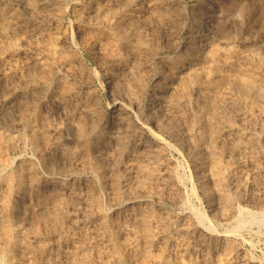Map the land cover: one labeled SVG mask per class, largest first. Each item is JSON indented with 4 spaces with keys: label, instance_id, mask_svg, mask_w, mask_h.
<instances>
[{
    "label": "rangeland",
    "instance_id": "1",
    "mask_svg": "<svg viewBox=\"0 0 264 264\" xmlns=\"http://www.w3.org/2000/svg\"><path fill=\"white\" fill-rule=\"evenodd\" d=\"M73 1V2H70ZM205 3V8L203 11V17L204 20V28L206 31L210 33H214V37L217 39H221L220 35L224 32V30H227L231 33H235V39L231 43L235 48L237 47L240 52L243 53H253L254 56H257V61L259 62L258 64L261 65V71L264 76V25H255L252 27L248 26H237L236 24H233L227 21L225 24L222 23H216L213 21V13L218 14L219 16L222 15V10L221 5L228 3L231 0H203ZM211 1V2H210ZM216 1V2H215ZM237 1V0H234ZM240 1V0H238ZM79 2V3H78ZM81 3H87L88 0H64L60 6L57 7H43L40 8L36 7L35 9L38 11L39 15H33L29 12L28 7L31 5L29 0H0V117L3 118L0 119V132L2 133L0 135L1 141L5 143H1V154H0V195L3 194H9L11 199V203L14 206L15 205V211L13 210H7L4 211L3 206L0 204V213L7 212V219L9 220L10 223L16 221L18 224H22V230L23 233L26 236V248H24L22 251L18 250L16 254V264H67L66 261L64 260V254L67 253L65 250H70L71 248H67L64 243V239L67 237H70L73 233L72 236L78 235L79 231L81 228H85L88 230V235L89 238L92 242L96 243H86L85 244V249L86 251L92 256L89 255L87 260L85 261V264L92 263V264H99L98 262V254L104 255L105 251L108 250V247L113 246V242H109L107 240V237L110 236L112 233L113 229H115L116 222L112 221L113 216L116 215L118 212L123 211L132 201V203L137 204V212L142 213L143 212V205L145 203H151V208H152V213L154 214L156 218L155 220H149V216H144L141 219H139L138 224L136 226L137 229V238L141 239L142 238V232L146 224L150 226V229H156L158 226H160L164 222V218L161 216L160 212L163 210H166L167 212L171 214H176L178 215V218L183 217V215H193V209H200L205 212L210 207H214L215 210L213 214H209V221H212L214 226L220 230V231H228L229 232V239L232 242V247L230 249V255L232 256L233 260L231 264H264V201H260L264 199V139L259 141L254 147H248L246 148V151H248V154L254 153L258 157V166L257 165H252L251 163H248L247 161L245 162L244 159H246V155L243 151L245 150H240L232 146L230 142L224 143V146L222 147H217L215 150V154L218 157V160L222 166L223 169V177L221 179V190L228 195V207L229 208V213L227 214V217H223L221 214V209L219 208V204L221 201V198L219 196V193L216 190V183H214L216 180L210 176L208 173L209 167L206 162L207 152L206 151H201L199 148H197V145H195V140L191 133L190 125L191 122L189 120L184 119L183 121L181 119L175 120L177 121L176 125V130H165L162 129V131L158 132L164 136L170 144L165 146L163 148V157H165L167 163V167H171V175L165 176H159L157 177V173L160 170V167L158 164L161 162L162 157L157 156V157H147L143 154L137 155L138 152L137 150L133 151L131 145L126 146V151L121 150L119 154L116 153V160H109L107 157H103V155L99 154L98 159L96 161L91 153L89 151H83L84 153H79L83 155V157L80 155H74L72 154L73 150L75 148H84L86 147L87 143L86 141H80L78 139V130L79 128L85 129L84 131L86 133H89L92 129V124L91 119L84 116L80 111L84 108H93L94 110L97 109L99 111L105 112V116H108V112L111 108V88L109 85V82L106 80L108 78V72L110 67L114 66L118 60H110V57L108 55L106 56L105 54H102L99 59L96 58L97 55H95L92 50L90 49V44L91 43V36L90 33L85 32L83 34H80L78 30V20H76V6ZM214 2V3H213ZM213 3V4H212ZM12 4V6H11ZM16 4V6H15ZM66 4V5H65ZM218 5V6H216ZM15 6V7H14ZM27 6V7H26ZM65 6V7H64ZM68 8H67V7ZM215 6V7H214ZM9 7V8H8ZM22 7V8H21ZM209 7V8H208ZM26 8V9H25ZM58 8V9H56ZM254 8V7H253ZM252 8V9H253ZM14 9V10H12ZM44 9V10H43ZM62 9V11H61ZM48 10V11H47ZM53 10V12H52ZM56 10H58V14H56ZM60 10V12H59ZM209 10V11H208ZM217 10V11H216ZM28 11V12H27ZM36 11V12H37ZM43 11V12H42ZM45 11V13H44ZM64 11V12H63ZM66 11V12H65ZM216 11V12H215ZM253 12H257L258 9H253ZM55 12V13H54ZM221 12V13H220ZM2 13V14H1ZM30 13V14H29ZM221 15H220V14ZM23 14V15H22ZM45 14V15H43ZM54 14V15H53ZM56 14V15H55ZM257 14H262V12L259 10ZM6 15V16H4ZM21 15V16H20ZM47 15V16H46ZM50 15V16H49ZM54 17H52V16ZM210 15V16H209ZM20 16V17H19ZM24 16V17H23ZM59 16V17H58ZM69 16V17H68ZM208 16V17H207ZM31 17V20H30ZM38 17V18H37ZM49 17V19H48ZM179 19L180 20V14L178 13ZM206 17V18H205ZM12 18V19H10ZM33 18V19H32ZM41 18V19H40ZM51 18V19H50ZM210 18V19H209ZM26 19V21H25ZM46 19V20H44ZM54 19V20H53ZM70 19V20H69ZM182 19V17H181ZM184 19V18H183ZM207 19V20H206ZM19 20V21H18ZM53 20V21H52ZM211 20V21H210ZM8 23H7V22ZM21 21V22H20ZM73 21V22H71ZM16 22V23H15ZM26 22V23H25ZM207 22V23H206ZM33 23V24H32ZM44 23V25L42 24ZM17 26H16V25ZM36 24V25H35ZM61 24V25H58ZM187 27H190L193 22L188 21L185 23ZM8 25V26H7ZM14 25V26H13ZM40 25V27H38ZM74 25V26H73ZM209 25V26H208ZM32 26V27H31ZM42 26V27H41ZM48 26V27H47ZM50 26V27H49ZM76 26V27H75ZM257 26V27H256ZM10 27V28H9ZM25 27V28H24ZM64 27V28H63ZM209 27V28H208ZM256 27V28H255ZM28 28V29H27ZM33 29L36 30L37 35L34 36V34H30V31ZM211 28V29H210ZM39 29V30H38ZM210 29V30H209ZM5 30V31H4ZM24 30V31H23ZM26 30V31H25ZM28 30V31H27ZM58 30V31H57ZM65 30V31H64ZM212 30V31H211ZM248 30V31H247ZM252 30V31H251ZM55 31V32H54ZM15 32V33H14ZM24 32V33H23ZM40 32V34H39ZM58 35H57V33ZM94 32V31H93ZM25 33L27 35H25ZM44 33V34H43ZM60 33V34H59ZM62 33V35H61ZM67 33V34H65ZM180 33V32H178ZM19 34V35H18ZM20 34H22L20 36ZM24 34V35H23ZM8 35V36H7ZM16 36L13 38V36ZM47 35V36H46ZM50 35V36H49ZM52 35V36H51ZM88 35V36H87ZM75 36V37H74ZM90 36V37H89ZM41 37V38H40ZM46 37V38H45ZM48 37V39H47ZM83 37V38H82ZM87 37V38H84ZM3 38V39H2ZM15 41H11V39ZM26 38V40H25ZM29 38V39H27ZM6 39V40H5ZM10 39V40H9ZM47 39V40H46ZM55 39V40H51ZM74 39V40H73ZM81 39V40H80ZM238 39V40H237ZM5 40V41H4ZM17 40V41H16ZM50 40V41H49ZM79 40V41H78ZM84 40V41H83ZM160 40V39H159ZM23 41V43H22ZM55 43H54V42ZM83 41V42H82ZM246 41V42H245ZM259 41V42H258ZM7 42V43H6ZM49 42V43H48ZM62 44H65L63 55L67 57H70V71H75V72H69L67 71V68L59 62V46ZM81 42V43H80ZM53 43V45H51ZM236 43V44H235ZM246 43V44H245ZM6 44V45H5ZM21 44V45H20ZM25 46H24V45ZM44 44V45H43ZM78 44V45H76ZM88 44V45H87ZM168 46H166V45ZM222 43L221 45H223ZM238 44V45H237ZM255 44V45H254ZM13 45V46H12ZM16 45V46H15ZM34 45V48H33ZM49 45V46H48ZM58 45V46H57ZM240 45V46H239ZM242 45V46H241ZM244 45V46H243ZM254 45V46H253ZM8 46V47H7ZM12 46V47H11ZM23 46V47H22ZM28 46V47H27ZM49 49H48V47ZM53 46V47H52ZM160 48H159V47ZM165 46V47H164ZM251 48H249V47ZM19 47V48H18ZM22 47V48H21ZM38 47V48H35ZM43 47V48H42ZM88 47V48H87ZM149 53L147 55L150 57V63L143 66V73L145 72H156L158 69L160 72H162L164 69H166L170 64L172 63H177L183 58H185L187 55L183 51H179L174 49V47L170 46V43L168 44L166 41L163 42H156V44L153 46ZM260 47V48H259ZM6 48V49H5ZM68 48V49H67ZM80 48V49H79ZM158 48V50H156ZM165 50H163V49ZM170 48V49H169ZM5 49V50H4ZM22 50L21 52L18 50ZM26 49V50H25ZM30 49V50H29ZM46 49V50H45ZM51 49V50H50ZM71 49V50H70ZM160 49V50H159ZM246 49L248 51H246ZM45 50V51H44ZM55 50V52H54ZM58 50V51H57ZM73 50V51H72ZM30 51V52H29ZM68 51V52H67ZM81 51V52H80ZM23 52V53H22ZM35 52V53H34ZM74 54H72V53ZM78 52V54H77ZM155 52V53H154ZM259 52V53H258ZM3 53V56H2ZM12 53V54H11ZM34 53V54H33ZM81 53V54H80ZM158 53V54H157ZM174 53V54H173ZM249 53V54H250ZM8 54V55H7ZM30 54V55H29ZM41 54V55H40ZM93 56H92V55ZM151 54V56H150ZM155 54V55H153ZM162 54V55H161ZM172 56H171V55ZM177 54V55H176ZM5 55V56H4ZM32 55V56H31ZM37 55V56H36ZM70 55V56H69ZM124 56H126V51L124 50ZM153 55V56H152ZM77 56V57H74ZM83 56V57H82ZM90 56V57H89ZM146 56V55H145ZM170 56V57H169ZM4 57V58H3ZM8 57V58H7ZM25 57V58H24ZM39 57V58H38ZM160 57V58H159ZM6 58V59H5ZM13 58V59H12ZM28 58V59H27ZM35 58L38 59L37 63L32 64L33 60ZM58 58V59H56ZM104 60H102V59ZM154 58V59H153ZM5 59V60H4ZM8 59L10 60L8 63ZM16 59V60H15ZM31 61H30V60ZM50 59V60H49ZM73 59V60H72ZM75 59V60H74ZM79 59V60H78ZM84 59V61L82 60ZM160 59V60H159ZM3 60V62H2ZM15 60V61H14ZM25 60V64H24ZM46 60V61H45ZM109 60V61H108ZM13 63H12V62ZM18 61V62H16ZM20 61L23 63H20ZM42 61V62H41ZM98 61V62H97ZM103 61V62H102ZM108 61V62H107ZM161 61V62H160ZM75 62V63H74ZM77 62H82V63H77ZM155 64L153 66V64ZM12 63V64H11ZM47 63V64H46ZM94 63V64H93ZM97 63V64H96ZM114 63V64H113ZM157 63V65H156ZM162 63V65H161ZM8 64V65H7ZM28 64V66L25 67V65ZM44 66H43V65ZM49 64V65H48ZM58 64V65H57ZM100 64V65H99ZM105 64V65H104ZM111 64V65H110ZM168 64V65H167ZM14 65V66H13ZM22 65V66H21ZM78 65V68H77ZM83 65V67H82ZM109 65V67H106ZM12 66V67H11ZM30 66V67H29ZM89 66V67H88ZM102 66V67H101ZM163 66V67H162ZM5 67L6 70L4 69ZM28 67V68H27ZM48 67V68H47ZM88 67V68H87ZM161 69H160V68ZM3 68V70H2ZM37 68H39L37 70ZM51 68V69H50ZM60 71H59V69ZM87 68V69H85ZM147 68V69H146ZM149 68V69H148ZM155 68V69H154ZM21 69V70H20ZM62 69V70H61ZM64 69V70H63ZM84 69V70H83ZM105 69V70H104ZM151 69V70H150ZM11 70V71H10ZM21 72H20V71ZM37 70V71H36ZM49 70V71H47ZM89 70V72H88ZM91 70V71H90ZM102 70V71H101ZM2 71V72H1ZM6 71V72H5ZM18 71V72H17ZM26 71V72H25ZM53 74H52V72ZM56 71V72H55ZM67 71V72H66ZM87 71V72H86ZM94 71V72H93ZM25 72V73H24ZM30 72V73H29ZM33 72V73H32ZM47 72V73H46ZM50 74H49V73ZM66 72V73H64ZM92 72V73H91ZM100 72V74H99ZM12 73V74H11ZM19 75H17V74ZM22 73V74H21ZM41 73H43L41 75ZM56 73V74H54ZM61 75H60V74ZM87 73V74H86ZM91 73V76L88 75ZM5 74V75H4ZM30 76H28V75ZM64 76H63V75ZM66 74V75H65ZM2 75V77H1ZM19 77H16V76ZM38 75V76H37ZM45 75V76H44ZM51 75V77H50ZM86 75V76H85ZM96 75V76H95ZM106 75V76H105ZM4 76V77H3ZM63 76V78H62ZM69 76V77H68ZM80 78H79V77ZM82 76V78H81ZM98 76V77H97ZM39 77V78H38ZM45 77V78H44ZM48 77V78H47ZM65 77V79H64ZM73 77V78H72ZM85 77V79H83ZM89 80H87L86 79ZM92 77V79H90ZM100 77V78H99ZM147 77V76H145ZM6 78V79H5ZM8 78V79H7ZM18 78V79H16ZM32 78V80H31ZM43 78V79H42ZM40 79V80H39ZM47 79V80H46ZM53 79V80H51ZM71 79V83L70 80ZM77 79V80H76ZM25 82H23V81ZM31 80V81H30ZM62 80V81H60ZM65 80V81H64ZM69 80V81H68ZM83 80V81H82ZM86 80V81H84ZM92 80V81H91ZM45 81V82H44ZM46 81H48L46 83ZM147 79H145V82ZM2 82V83H1ZM4 82V83H3ZM6 82V83H5ZM23 82V83H22ZM27 82H30L29 84ZM42 82V83H40ZM80 82V83H78ZM84 82V83H83ZM263 83L255 85L254 88L249 87V85H244L245 87L247 86V90L243 91L241 90L239 86H234L233 87V92L235 93L236 96V101L234 97V102L232 103L229 111L228 112L226 109H222L223 114L227 115L225 117L230 118H237V111H239L240 107L243 108L242 102L240 100V96L246 95L248 99V103H246V106L249 108H263V114L261 116V120H258L259 123H257V131L259 133H264V80L262 81ZM38 83V84H36ZM45 83V85H43ZM63 83V84H62ZM91 83V84H90ZM8 84V85H7ZM12 84V85H11ZM22 84V86L20 85ZM24 84V85H23ZM28 84V85H27ZM33 84V85H32ZM42 84V85H41ZM47 84V85H46ZM51 84V85H50ZM59 84V88L57 87ZM61 84V85H60ZM71 84V85H70ZM80 84V85H79ZM102 84V85H101ZM27 85V86H26ZM34 86L33 89H31ZM82 85L84 86L82 88ZM88 85V86H87ZM94 85V86H93ZM12 86V87H11ZM15 86V87H14ZM44 86V87H43ZM54 86V88H52ZM66 86V87H65ZM73 86H75L73 88ZM86 86V87H85ZM147 86V87H146ZM146 91L150 90L152 86L148 85V82H146ZM38 87V88H37ZM42 87V88H41ZM47 87V88H46ZM100 87V88H99ZM150 87V88H149ZM249 87V88H248ZM17 88V89H16ZM58 88V89H57ZM80 88V91H79ZM95 88V89H94ZM99 88V89H98ZM107 88V89H106ZM9 89V90H8ZM11 94L9 93L12 91ZM28 89V90H26ZM47 89V90H46ZM49 89V90H48ZM52 89V90H51ZM110 89V90H109ZM148 89V90H147ZM262 89V90H261ZM34 90V92H32ZM68 90V92H67ZM71 90H73L71 92ZM76 90V91H75ZM237 90V91H236ZM252 90V91H251ZM8 91V93H7ZM22 91V92H21ZM46 91V92H45ZM51 91V92H50ZM55 91V92H54ZM61 91V93L59 92ZM100 91V92H99ZM24 92V94H23ZM28 92V93H27ZM30 92V93H29ZM57 92V93H56ZM84 92V93H83ZM89 94H86V93ZM7 93V94H6ZM50 93V94H49ZM68 93V94H67ZM81 93V94H79ZM95 93V94H94ZM239 93V94H238ZM16 94V95H15ZM23 94V95H21ZM30 94V95H29ZM36 94V95H35ZM39 94V95H38ZM42 94V95H41ZM47 96H46V95ZM62 94V96H61ZM67 94V95H66ZM70 94V95H69ZM256 94H261L260 97L255 99H251L250 97L252 95ZM263 94V95H262ZM10 95V96H9ZM19 95V96H18ZM21 95V96H20ZM38 95V96H37ZM46 97H45V96ZM90 95V96H89ZM97 97H95V96ZM98 95V96H97ZM240 95V96H238ZM7 96V97H6ZM13 96V97H12ZM30 96V97H29ZM34 98H33V97ZM57 96V97H54ZM92 96V97H91ZM147 96V95H146ZM37 97V98H36ZM76 97V98H75ZM78 97V98H77ZM85 97V98H84ZM88 97V98H87ZM53 98V101H50V99ZM59 98V99H58ZM85 100H84V99ZM95 98V99H94ZM101 98V99H100ZM18 99V100H17ZM22 99V100H21ZM45 99V100H44ZM57 99V100H56ZM61 99V100H60ZM71 99V100H70ZM73 99V100H72ZM80 99V100H79ZM263 101H261V100ZM20 100V101H19ZM28 100V101H27ZM31 100V101H30ZM35 100V101H34ZM38 100V101H37ZM44 100V101H43ZM75 100V101H74ZM77 100V101H76ZM94 100V101H93ZM240 102H239V101ZM18 101V103L16 102ZM46 101V102H45ZM61 101V102H60ZM70 101V102H69ZM75 102L73 104V102ZM84 101V102H83ZM91 103H90V102ZM2 102V103H1ZM12 102V103H11ZM20 102V103H19ZM34 102V103H32ZM58 102V103H57ZM89 102V103H88ZM102 102V103H100ZM236 102V103H235ZM240 106H239V104ZM12 105H10V104ZM84 103V104H83ZM88 103V104H87ZM97 103V104H96ZM36 104V105H35ZM61 104V105H60ZM67 106H66V105ZM90 104H93L90 106ZM255 104V107H254ZM8 105V106H7ZM35 105V106H34ZM47 105V106H46ZM63 105V106H62ZM79 105V106H78ZM86 105V106H85ZM89 105V106H87ZM258 105V106H256ZM16 106V107H15ZM46 106V107H45ZM71 106V107H70ZM79 108H78V107ZM106 106V107H105ZM5 107V108H4ZM10 107V108H8ZM50 107V108H49ZM52 107V108H51ZM77 107V108H76ZM81 107V109H80ZM98 107V108H97ZM103 107V108H102ZM189 107V108H188ZM185 108V112L188 115V118H190L192 115L191 110L192 106H188ZM8 108V109H7ZM17 108V109H16ZM91 108V109H92ZM102 108V109H101ZM233 110H232V109ZM245 108V107H244ZM3 109V110H2ZM6 109V110H4ZM23 109V110H22ZM44 109V111H43ZM51 109V110H50ZM62 109V110H61ZM68 109V111L66 110ZM17 110V111H16ZM40 110V111H39ZM64 110V111H63ZM71 110V111H70ZM226 110V111H225ZM257 110V109H256ZM21 111V112H19ZM31 111V115L30 112ZM58 111V112H57ZM66 111V112H65ZM190 111V112H189ZM7 112V113H6ZM11 115H10V113ZM16 114H15V113ZM55 112V113H53ZM60 112H62L60 114ZM77 112V113H75ZM23 113V114H21ZM29 113V114H28ZM236 113V114H235ZM256 113V112H255ZM8 114V116H7ZM67 114L69 116H67ZM77 114H79L77 116ZM81 114V115H80ZM129 118L130 119H142L141 121L145 124V128L142 129L143 131H139V134L142 135V139L144 144L147 147H154L155 144V137L153 133L151 132V127L155 126V120L152 118H149L148 114L143 111L141 114H137L135 110H130L129 112ZM230 114V115H229ZM19 115V116H18ZM28 115V116H27ZM30 115V116H29ZM43 115L45 117H43ZM55 115V116H53ZM229 115V116H228ZM27 116V117H26ZM58 116V117H57ZM61 116H64L62 118ZM171 116H173L171 114ZM9 117V118H8ZM20 117V119H18ZM42 117V118H41ZM49 117V118H48ZM55 117V118H54ZM70 117V118H69ZM73 117V118H72ZM76 117V118H75ZM86 117V118H84ZM133 117V118H132ZM170 117V116H169ZM7 118V119H6ZM18 120H16V119ZM30 118V119H29ZM53 118V119H52ZM58 118L61 120H58ZM86 120L84 121L83 120ZM27 119V120H26ZM42 119V120H41ZM63 119H65L63 121ZM70 119V120H69ZM2 120V121H1ZM8 120V121H7ZM14 120V121H13ZM68 120V121H67ZM82 120V121H80ZM263 120V122H261ZM10 121V122H9ZM23 121V122H22ZM28 121V122H26ZM34 121V122H32ZM39 123H38V122ZM42 121V122H41ZM45 121V122H44ZM54 121V122H53ZM58 121V122H56ZM75 123H73V122ZM148 121V122H147ZM3 122V123H2ZM4 122L6 124H4ZM20 122V123H19ZM48 122V124H47ZM91 122V123H89ZM261 122V123H260ZM2 123V124H1ZM9 123V124H8ZM14 123V124H13ZM26 123H28L26 125ZM44 123H46L44 125ZM54 123V124H53ZM73 123V125L71 124ZM181 123V124H180ZM189 123V124H187ZM33 124V125H32ZM60 124V125H59ZM62 124V125H61ZM179 124V125H178ZM5 125V126H4ZM22 125V127L20 126ZM37 125V126H36ZM40 125V126H38ZM50 125V126H49ZM57 125V126H56ZM90 128H88V126ZM20 126V127H19ZM35 126V127H34ZM43 126V127H42ZM54 126V127H53ZM87 126V127H86ZM260 126V128H259ZM16 127V128H15ZM28 127V128H27ZM40 127V128H39ZM49 127V128H48ZM65 127V128H64ZM85 127V128H84ZM179 127V128H178ZM187 127V128H186ZM189 127V128H188ZM19 128V129H17ZM33 130H32V129ZM147 128V129H146ZM155 128V127H154ZM186 128V129H185ZM260 130H259V129ZM15 129V130H14ZM30 129L31 131H29ZM59 129V130H58ZM180 129V131H179ZM188 129V130H187ZM9 130V131H7ZM13 130V131H12ZM17 130V131H16ZM38 130V131H37ZM53 130V132H52ZM58 130V131H57ZM255 130V128H253ZM5 131V132H4ZM19 131V132H18ZM23 134H21V132ZM29 131V132H27ZM47 131V132H46ZM71 131V132H70ZM167 131V132H165ZM15 132V133H14ZM41 132V134H40ZM63 132V133H62ZM180 132V133H178ZM190 132V133H189ZM14 135H13V134ZM25 133V135H24ZM28 133V134H27ZM54 133V134H53ZM58 135H57V134ZM70 133V134H69ZM75 133V134H74ZM133 133V131L131 132ZM187 133V134H186ZM20 134V135H18ZM32 134V135H31ZM50 134V135H48ZM53 134V135H52ZM62 134V135H59ZM68 134V136H67ZM150 134V135H149ZM179 135V137L176 136ZM75 135V136H74ZM77 135V136H76ZM145 135V136H144ZM169 135V136H168ZM13 136V137H12ZM17 136V138L15 137ZM24 136V137H23ZM43 136V137H42ZM57 136V137H56ZM63 138H62V137ZM148 136V138L146 137ZM189 136L188 138H185ZM7 137V138H6ZM145 137V138H144ZM13 138V139H12ZM23 140H22V139ZM43 138H45L43 140ZM65 138V139H64ZM74 138V139H73ZM96 136H94L93 139H95ZM154 140H153V139ZM184 138V139H183ZM194 138V140H192ZM52 139V140H51ZM64 139V140H63ZM179 139V140H178ZM186 139V140H185ZM151 140V141H150ZM176 140V141H175ZM188 140V141H187ZM12 141V142H11ZM20 141V142H18ZM23 141V142H21ZM67 141V142H66ZM70 141V142H69ZM92 141V139L90 140ZM153 141V142H152ZM185 141V142H184ZM187 141V142H186ZM193 141V143H192ZM9 142V143H8ZM48 144H47V143ZM60 142V144L58 143ZM182 142V143H181ZM191 142V144H190ZM13 143V144H10ZM20 143V145H19ZM23 143V144H22ZM173 143V145L171 144ZM189 143V144H188ZM230 143V144H229ZM15 144V145H14ZM17 144V145H16ZM22 144V145H21ZM54 144V145H53ZM57 144L59 145L57 146ZM69 144V145H68ZM229 144V146H228ZM16 146V147H13ZM40 145V146H39ZM45 145V147L43 146ZM56 145V146H55ZM150 145V146H149ZM172 145V146H171ZM187 145V147H186ZM5 150H4V147ZM28 146V147H27ZM32 146V147H31ZM36 146V147H35ZM68 148H67V147ZM75 146V147H74ZM77 146V147H76ZM130 146V147H129ZM11 147V148H10ZM23 147V148H21ZM35 147V148H34ZM63 147V148H62ZM114 147H118L120 149V144L114 145ZM181 147V148H180ZM230 147V148H229ZM256 147H259V149ZM263 149H262V148ZM10 148V149H9ZM31 148V149H30ZM38 148V149H37ZM59 148V149H58ZM178 148V149H177ZM184 148V149H183ZM222 148V149H221ZM228 148V149H226ZM233 148V149H232ZM15 149V151H14ZM25 149V150H24ZM47 149V150H46ZM49 149V150H48ZM57 149V150H56ZM181 149V150H180ZM188 149V150H187ZM226 149V150H225ZM251 149V150H250ZM13 150V151H12ZM53 152H52V151ZM55 150V151H54ZM64 153L62 154V152ZM184 150V151H183ZM225 150V151H224ZM230 150V151H229ZM250 150V152H249ZM259 150V151H258ZM18 151V152H17ZM48 151V153H46ZM50 151V152H49ZM194 151V152H193ZM228 151V152H227ZM239 151V152H238ZM242 151V152H241ZM257 151V153H256ZM9 152V153H8ZM22 154H19L21 153ZM32 152V153H31ZM180 152V153H179ZM218 155H217V153ZM227 152V153H226ZM31 153V156H30ZM39 153V154H38ZM67 153L70 155L67 156ZM88 153V154H87ZM134 153V154H133ZM205 153V154H204ZM241 153V154H240ZM244 153V154H243ZM263 153V154H262ZM3 154V155H2ZM5 154V155H4ZM37 154V155H36ZM41 154V155H40ZM48 154V155H47ZM51 154V155H50ZM58 154V155H57ZM84 154H86L84 156ZM127 154V155H126ZM189 154V155H188ZM196 154V155H194ZM230 154V155H229ZM234 154V155H233ZM18 155V156H17ZM40 155V156H39ZM121 155V156H120ZM133 155V156H131ZM172 155V156H171ZM199 155V157H197ZM227 155V156H226ZM237 155V156H236ZM244 155V156H243ZM259 155V156H258ZM17 156V157H15ZM25 156V157H24ZM59 156V157H58ZM139 156V157H137ZM141 156H143L141 158ZM193 156V157H192ZM203 158H202V157ZM225 156V157H224ZM239 156V157H238ZM5 157V159H4ZM90 157V158H88ZM136 159H135V158ZM176 157V159H175ZM183 157V158H182ZM197 157V160H195ZM205 157V158H204ZM238 159H236V158ZM3 158V159H2ZM14 158V159H13ZM28 158V159H27ZM60 160H59V159ZM68 160H67V159ZM80 158V159H79ZM120 158V159H119ZM147 159V160H143ZM160 160H158V159ZM224 158V159H223ZM260 158V159H259ZM45 161H42V160ZM90 159V160H87ZM104 159V160H103ZM125 159V160H124ZM170 159V160H169ZM173 159V160H172ZM184 159V160H183ZM201 159V160H200ZM204 159V160H203ZM48 160V161H46ZM53 160V161H52ZM59 160V161H58ZM75 160V161H74ZM102 160V161H101ZM120 160V161H118ZM134 160V161H132ZM142 160V161H141ZM158 160V162H157ZM169 160V161H168ZM238 160V161H237ZM12 161V162H11ZM62 161V162H60ZM69 161V162H68ZM93 161V163H92ZM114 161V162H113ZM141 161V162H140ZM197 161V162H196ZM201 161V162H200ZM241 161V162H240ZM7 162V163H6ZM25 162V163H24ZM54 162V164H53ZM84 162V163H83ZM86 162V163H85ZM101 162V163H100ZM102 162H104L102 164ZM107 162V163H106ZM116 162V163H115ZM132 162V163H131ZM134 162V163H133ZM151 164H150V163ZM156 162V163H155ZM190 162V163H189ZM200 164H199V163ZM10 163V164H9ZM27 163V164H26ZM32 163V165H30ZM50 163V165H48ZM60 163V164H59ZM65 163V164H64ZM70 163V164H69ZM92 163V164H91ZM98 163V164H97ZM100 163V164H99ZM137 163V165L135 164ZM145 163V164H144ZM172 163V164H171ZM174 163V164H173ZM180 163V165H179ZM182 163V164H181ZM46 164V165H45ZM64 166H62V165ZM73 164V166L71 165ZM83 164V165H81ZM90 164V165H87ZM108 166H104L107 165ZM112 164V166H111ZM135 164V165H134ZM142 164L144 166H142ZM199 164V165H197ZM203 164L202 166H200ZM223 164V165H222ZM251 166H250V165ZM60 165V166H59ZM81 166V170L79 167ZM92 165V166H91ZM122 165V166H121ZM127 165V166H126ZM133 165V166H131ZM146 165V166H145ZM151 165V166H150ZM157 165V166H156ZM205 165V166H204ZM207 165V166H206ZM210 165V164H209ZM226 165V166H225ZM243 165V166H242ZM43 166V167H42ZM55 166V167H54ZM57 166H59L57 168ZM71 166V167H70ZM76 166V167H75ZM88 166V167H86ZM100 168H98V167ZM138 166V168H137ZM174 168H173V167ZM177 166H182L177 167ZM188 166L191 170L188 169ZM198 166V167H197ZM204 166V167H203ZM230 166V168H229ZM46 167L49 169H46ZM63 167V168H61ZM67 167V169H66ZM91 167V170L89 169ZM125 167V168H124ZM130 167V168H129ZM155 167V168H153ZM176 167V168H175ZM202 167V168H201ZM228 167V168H227ZM234 167V168H232ZM242 167V168H241ZM52 168V170H51ZM65 168V169H64ZM75 168V169H74ZM83 168V169H82ZM96 170H95V169ZM141 168L146 169V174L141 172ZM151 168V169H150ZM185 168V169H184ZM247 168V169H246ZM6 171H5V170ZM71 169V170H70ZM115 169V170H113ZM117 169V170H116ZM120 169V171L118 170ZM123 169V170H122ZM158 171L156 172V170ZM200 169V170H199ZM229 169V170H228ZM232 169V170H231ZM238 169V171H237ZM252 169V170H251ZM263 169V170H262ZM63 170V171H62ZM67 170V171H66ZM94 170V171H92ZM101 170V171H100ZM129 170V171H128ZM136 170V172H135ZM175 170V171H174ZM203 170V172H202ZM235 170V171H234ZM248 170V171H247ZM258 173H257V171ZM2 171V172H1ZM17 171V172H16ZM20 173H19V172ZM34 171V173H33ZM71 171V172H70ZM78 171V172H77ZM80 171V172H79ZM96 171V172H95ZM100 171V172H99ZM115 171H118L115 173ZM151 171V172H150ZM177 171V172H176ZM179 171V172H178ZM191 171V172H190ZM262 171V172H261ZM26 172V173H25ZM46 172V173H45ZM67 172V173H66ZM82 172V173H81ZM94 172V173H93ZM124 172V173H122ZM127 172V173H126ZM133 172V173H132ZM202 172V173H201ZM244 172V174H243ZM248 172V173H247ZM37 173V174H35ZM113 175H112V174ZM118 173V174H117ZM130 173V174H128ZM151 175H150V174ZM178 175H177V174ZM191 173V174H190ZM193 173V174H192ZM196 173V174H195ZM199 173V174H198ZM25 174V175H24ZM28 174V175H27ZM59 174V175H58ZM71 174V175H70ZM97 174V175H96ZM107 174V176L105 175ZM109 174V175H108ZM133 174V175H131ZM144 174V175H143ZM231 176H229V175ZM247 174V175H246ZM261 174V175H260ZM6 175H10L12 186L11 189H8L5 187V184L2 182L1 178H3ZM22 175V176H21ZM27 175V176H26ZM67 175V176H66ZM76 177H75V176ZM80 175V176H79ZM96 175V176H94ZM127 175L130 179L131 187L134 190L131 196H127L125 193V186L126 181H124V176ZM130 175V176H129ZM140 175V176H139ZM142 175V176H141ZM153 175V176H152ZM156 175V176H155ZM180 175V176H179ZM192 176L189 178V176ZM197 175V177H196ZM199 175V176H198ZM249 175V176H248ZM253 175V178H252ZM254 175H256V178ZM20 176V178H19ZM49 176V177H48ZM65 176V177H64ZM102 176V177H100ZM110 176V177H109ZM116 176V177H115ZM174 176V177H173ZM201 176V177H200ZM248 176V177H247ZM52 177V178H51ZM70 177V178H69ZM73 177V178H72ZM79 177V178H78ZM96 177V178H95ZM121 177V178H120ZM138 177V178H137ZM146 177V178H145ZM167 177V178H166ZM184 177V178H183ZM227 177V178H226ZM255 177V178H254ZM34 178H36L34 180ZM90 178V179H89ZM111 178V179H110ZM137 178V179H136ZM145 178V179H144ZM150 178V179H149ZM154 180H153V179ZM155 178H157L155 180ZM183 178V179H182ZM194 178V179H193ZM234 178V179H233ZM23 179V180H22ZM31 183H30V181ZM74 179V180H73ZM84 179V180H83ZM88 179V180H86ZM95 179V180H93ZM104 181H103V180ZM22 180V181H21ZM28 180V181H27ZM82 180V181H81ZM90 180V181H89ZM111 180H115L114 182ZM165 180V181H164ZM171 180V181H170ZM181 180V181H180ZM193 183L191 185L190 183ZM227 180V181H226ZM247 183H246V181ZM51 183H50V182ZM101 181V182H100ZM152 181L154 183H152ZM157 181V182H156ZM163 181V182H162ZM174 181V182H173ZM197 181V182H196ZM212 181V182H210ZM250 181V183H249ZM253 181V182H252ZM256 181L255 185L254 182ZM24 182V183H23ZM82 182V183H81ZM93 182V183H92ZM97 182V184H96ZM103 182V183H102ZM110 182V183H108ZM124 182V183H123ZM160 184L164 185L166 184L167 186L172 187V192L171 194L167 193L164 195L162 194V198H155L150 194H147L144 192H137L139 186L142 187L143 185H147V187L150 188L151 185L154 184ZM210 182V183H208ZM226 182L228 184H226ZM260 182V183H259ZM21 183V184H19ZM62 183V184H60ZM76 183V184H75ZM79 185H78V184ZM102 183V184H101ZM107 183V184H106ZM121 183V184H120ZM123 183V184H122ZM172 183V184H171ZM176 183V184H175ZM185 183V184H184ZM16 184V185H15ZM82 184V185H81ZM109 184V185H108ZM114 184V185H113ZM142 184V185H141ZM223 184V185H222ZM235 184V185H234ZM251 184V185H250ZM254 186H253V185ZM85 185V186H84ZM88 185H90L88 187ZM134 185V186H133ZM137 185V186H136ZM173 185V186H172ZM185 185V186H184ZM211 185V186H210ZM214 185V187H212ZM234 185V186H233ZM3 186V187H2ZM52 186V187H51ZM60 186V187H59ZM81 186V187H79ZM124 186V187H123ZM177 186V187H175ZM227 186V187H226ZM248 186V187H247ZM250 186V187H249ZM50 187L52 189H50ZM85 187V188H84ZM93 189H90L92 188ZM106 187L109 189H106ZM110 187V188H109ZM118 187V188H117ZM183 187V188H182ZM187 187V188H186ZM203 187V188H202ZM206 187V188H205ZM209 187V188H208ZM226 187V188H225ZM235 187V188H234ZM243 187V188H242ZM257 187V188H255ZM6 190L4 191V189ZM61 188V189H60ZM78 188V189H77ZM103 188V189H102ZM105 188V189H104ZM116 188V189H115ZM123 190H121V189ZM166 188V187H165ZM178 190H177V189ZM193 188V190H191ZM212 188V189H211ZM214 188V189H213ZM234 188V189H232ZM249 188V189H248ZM263 188V189H262ZM3 189V190H2ZM9 191H8V190ZM39 189V190H38ZM48 189V190H47ZM75 191H73V190ZM95 189V190H94ZM118 189V191H116ZM175 189V190H174ZM196 189V191L194 190ZM209 189V190H208ZM254 189V190H252ZM92 190V191H91ZM113 190V191H112ZM183 190V191H182ZM203 190V191H202ZM214 190V191H213ZM230 192H229V191ZM7 191V192H6ZM64 191V192H63ZM79 191V192H78ZM95 191V192H94ZM105 192L109 195H105ZM115 191V193H114ZM120 191V192H119ZM185 191V192H184ZM194 191V192H192ZM227 191V192H226ZM235 191L237 194H235ZM243 191V192H242ZM75 192V193H74ZM87 192V193H86ZM93 192V193H92ZM98 193V195H97ZM112 193V194H111ZM124 193V194H123ZM136 193V194H135ZM179 193V194H178ZM185 193V194H184ZM208 193V194H207ZM211 193V194H210ZM252 193V194H251ZM61 194V195H59ZM79 194V195H78ZM84 194V195H83ZM87 194L88 196H86ZM92 196H91V195ZM94 194V196H93ZM126 194V195H125ZM134 194V195H133ZM140 194V195H139ZM147 194V195H146ZM176 194V195H175ZM232 194V195H231ZM234 194V196H233ZM244 194V195H242ZM257 194V195H256ZM263 194V195H261ZM58 195V197H57ZM67 195V196H65ZM69 195V196H68ZM81 195V196H80ZM97 195V196H96ZM114 197H113V196ZM123 195V196H122ZM137 195V196H136ZM145 195V196H144ZM164 195V196H163ZM179 195V196H178ZM194 195V196H193ZM198 195V196H197ZM202 195H204L202 197ZM209 195V196H208ZM253 195V196H251ZM57 198H56V197ZM64 196V197H63ZM79 196V197H78ZM147 196V197H146ZM168 196H171L170 198ZM231 196V197H230ZM261 196V197H260ZM47 197V198H46ZM53 197V198H51ZM74 197V198H73ZM78 197V198H77ZM101 197V198H100ZM105 197V199H104ZM129 197V198H128ZM134 197V198H133ZM185 197V198H184ZM200 197V198H199ZM211 197V198H210ZM238 197V198H237ZM246 197L248 199H246ZM250 197V198H249ZM257 197V198H256ZM71 198V199H70ZM86 198V199H85ZM88 198V199H87ZM101 200V201H99ZM112 198V200H110ZM149 198V199H148ZM217 200H216V199ZM237 198V199H235ZM68 201H67V200ZM81 199V200H80ZM126 199V201H125ZM171 199V200H170ZM174 199V200H173ZM176 199V201H175ZM184 199V200H183ZM210 199V200H209ZM213 199V200H211ZM53 203H51V201ZM60 200V201H58ZM87 200V201H85ZM96 200V201H95ZM146 200V201H145ZM161 200V201H160ZM164 200V201H163ZM202 200V201H201ZM208 200V202H207ZM30 201V202H29ZM48 201V202H47ZM63 203H62V202ZM92 201V202H91ZM142 201V202H141ZM156 201V202H155ZM163 201V202H162ZM166 201V202H165ZM169 203H168V202ZM184 201V202H183ZM200 201V202H199ZM216 201H218L216 203ZM56 202V203H55ZM61 202V203H60ZM73 204H72V203ZM77 202V203H76ZM90 203V209L89 205L87 206V203ZM94 202V203H93ZM195 205H192V203ZM235 202V203H234ZM240 202V205H239ZM1 203V199H0ZM36 203V204H35ZM39 203V204H38ZM50 203V204H49ZM69 203V204H68ZM106 203V204H105ZM114 203V204H113ZM168 203V204H167ZM171 203V204H170ZM180 206V204H182ZM214 203V204H213ZM232 203V204H231ZM32 204L33 210H29V208ZM56 204V205H55ZM68 204V205H67ZM71 204V205H70ZM78 204V207L76 205ZM83 204V205H82ZM105 204V205H104ZM165 204V205H164ZM218 204V205H217ZM236 206H235V205ZM243 204V205H242ZM51 205V206H49ZM82 205V206H81ZM99 205V206H98ZM103 205V207H102ZM161 205V206H160ZM168 205V206H167ZM204 205V206H203ZM217 205V206H216ZM231 207H230V206ZM250 205V206H249ZM40 206V207H39ZM49 206V207H48ZM70 206V207H69ZM75 206V207H74ZM81 206V208L79 207ZM86 208H85V207ZM98 206V207H97ZM121 206V207H120ZM159 206V207H157ZM172 206V207H170ZM188 206V207H187ZM192 208H189V207ZM209 206V207H208ZM37 207V208H35ZM39 207V208H38ZM43 207V208H41ZM51 207V208H50ZM55 209H54V208ZM68 207V208H67ZM96 207V208H95ZM167 207V208H166ZM218 207V208H217ZM241 207V208H240ZM247 207V208H246ZM252 207V208H251ZM255 207V208H253ZM35 208V210H34ZM72 208V211L70 210ZM85 208V209H84ZM88 208V209H87ZM101 208V209H99ZM112 208V209H111ZM161 208V209H160ZM231 208V209H230ZM233 208V209H232ZM48 209V210H47ZM75 209V210H74ZM79 209V210H78ZM82 209V210H81ZM88 211H87V210ZM94 211H93V210ZM98 211H96V210ZM105 209V210H104ZM121 209V210H120ZM170 209V210H168ZM183 209V210H182ZM188 211H186V210ZM241 209V210H240ZM249 209V210H248ZM251 209V211H250ZM257 209V210H256ZM66 210V211H64ZM82 212H81V211ZM107 210V212H106ZM115 210V211H114ZM174 210V211H173ZM192 210V211H191ZM220 210V211H219ZM254 210V211H253ZM32 211V213L30 212ZM48 211V212H46ZM62 211V212H61ZM74 211V212H73ZM76 211V212H75ZM94 213H92V212ZM104 211V212H103ZM109 211V212H108ZM160 211V212H159ZM173 211V212H172ZM190 211V212H189ZM216 211V212H215ZM260 211V213H259ZM53 212V213H52ZM81 212V213H80ZM97 212V213H96ZM114 212V213H113ZM176 212V213H175ZM231 212V213H230ZM237 212V213H236ZM242 212V213H241ZM252 212V213H251ZM255 212V213H253ZM61 213V214H60ZM64 213V214H63ZM83 213V214H82ZM89 213V214H88ZM116 213V214H115ZM180 213V214H178ZM239 213V214H238ZM251 213V214H250ZM10 214V215H9ZM22 214V215H21ZM29 214V215H27ZM31 214V215H30ZM48 214V215H46ZM80 215L78 217V215ZM92 214V215H91ZM242 216H241V215ZM245 214V215H244ZM250 214V215H248ZM46 215V217H45ZM64 215V218L62 217ZM69 215V216H68ZM71 215V216H70ZM86 215V216H85ZM108 215V216H107ZM111 215V217H110ZM160 215V216H159ZM180 215V216H179ZM220 215V216H219ZM229 215V216H228ZM233 215V216H232ZM11 216V217H10ZM20 216V217H19ZM23 216V217H22ZM29 216V217H28ZM33 216H35L33 218ZM52 216V217H51ZM56 216V217H55ZM73 216V217H72ZM82 216V217H81ZM90 216V217H89ZM106 216V217H105ZM252 217V219L250 218ZM261 216V217H260ZM15 217V218H14ZM19 217V219H17ZM48 217V218H47ZM72 217V218H71ZM76 217V218H75ZM81 217V219H80ZM89 217V218H88ZM103 217V218H102ZM153 217V215H152ZM242 217V218H241ZM246 217V218H245ZM256 217V218H255ZM259 217V218H258ZM22 218V219H21ZM37 218V219H36ZM45 218V219H44ZM60 220H59V219ZM62 218V219H61ZM70 218V220H69ZM108 218V219H107ZM112 218V219H111ZM146 218V219H145ZM148 218V219H147ZM161 218V219H160ZM219 218L221 220H219ZM244 219V224L242 227L239 228V232L232 233L233 228L237 224L238 220ZM249 218V219H248ZM21 219V220H20ZM33 219V220H32ZM54 219V220H53ZM67 219V222H66ZM77 219V221H75ZM84 221H83V220ZM91 219V221H90ZM95 219V220H94ZM255 219V220H253ZM259 219V220H258ZM35 220V221H34ZM50 222L47 223L45 221ZM69 220V221H68ZM79 220V221H78ZM104 222H103V221ZM106 220V221H105ZM214 220V221H213ZM247 220V221H246ZM257 220V221H256ZM37 221V222H36ZM61 221V222H60ZM109 221V222H108ZM122 221V222H121ZM120 224L124 223H131L129 220H121ZM163 221V222H161ZM250 221V222H248ZM252 221V223H251ZM256 221V223L254 222ZM263 221V222H262ZM57 222V223H55ZM69 223H74L73 225L68 224ZM78 222V223H76ZM85 222V223H84ZM94 222V223H93ZM104 223L105 225L103 226H98L100 223ZM153 222V223H150ZM247 222V223H246ZM260 224H259V223ZM35 223V224H34ZM41 223V224H40ZM53 223V224H52ZM90 223V224H89ZM150 223V224H149ZM160 223V224H159ZM206 223V222H204ZM209 223V222H207ZM246 223V224H245ZM251 223V224H250ZM34 224V225H33ZM57 226H55V225ZM62 224V225H61ZM68 224V226H67ZM98 224V225H97ZM145 224V225H144ZM155 224V225H154ZM217 224V225H216ZM219 224V225H218ZM224 224V225H223ZM259 224V225H258ZM2 223L0 222V253L2 252L1 248H3L4 244L7 242V233H4L2 230ZM25 225V226H24ZM32 225V226H31ZM48 225V226H47ZM63 225H66V229ZM83 227H82V226ZM253 225V226H250ZM27 226V227H26ZM39 226V227H38ZM70 226V227H69ZM78 226V227H77ZM89 226V227H87ZM93 228L91 229V227ZM96 226V228H95ZM152 226V227H151ZM219 226V227H218ZM15 227V223L11 224V228ZM26 227V228H25ZM55 227V228H54ZM103 227V228H102ZM155 227V228H154ZM40 228V229H39ZM53 228V229H51ZM73 228V229H72ZM78 228V229H77ZM227 228V230H225ZM51 229V230H50ZM55 229V230H54ZM70 229V230H69ZM76 231H75V230ZM91 229V231H90ZM100 231H99V230ZM102 229V230H101ZM251 229V231L249 230ZM253 229V230H252ZM260 229V230H259ZM98 230V231H97ZM110 230V231H108ZM201 235L204 237L205 235V230L201 229ZM242 230V231H241ZM248 230V232H247ZM258 230V231H255ZM3 231V232H2ZM27 231V232H26ZM53 231V232H52ZM57 231V232H56ZM68 231V232H66ZM72 231V232H71ZM96 231V232H95ZM106 231V232H105ZM261 231V232H260ZM2 232V233H1ZM29 232V233H28ZM43 232V234L41 233ZM51 232V233H50ZM62 232V233H61ZM70 232V233H69ZM94 232V233H92ZM100 232V233H99ZM103 232V233H102ZM109 232V233H108ZM174 229H172V236L173 238H176V236L173 234ZM45 233V234H44ZM47 233V235H46ZM108 233V234H107ZM141 233V235H139ZM262 233V234H261ZM42 234V235H41ZM59 234V235H58ZM67 234V235H66ZM96 234L98 236L96 237ZM104 234V235H102ZM204 234V235H203ZM249 234V235H248ZM2 235V236H1ZM35 235V236H33ZM45 235V236H44ZM49 235V236H48ZM64 235V236H62ZM95 235V236H94ZM109 235V236H108ZM239 235V236H238ZM4 236V237H3ZM28 236V237H27ZM32 236V238L30 237ZM44 236V237H43ZM58 236V237H56ZM66 236V237H65ZM140 236V237H139ZM234 236V237H233ZM245 237V240L243 241L242 239ZM254 236V237H253ZM61 237V239H60ZM93 237V238H92ZM96 237V238H94ZM105 237V238H103ZM247 237V238H246ZM31 238V239H30ZM58 238V239H57ZM259 238V239H258ZM30 239V240H29ZM34 239V240H33ZM43 239V240H42ZM53 239V240H50ZM99 241H98V240ZM233 239V240H232ZM248 241H247V240ZM6 240V241H5ZM48 242H47V241ZM63 240V241H62ZM104 240V241H103ZM238 240V241H236ZM253 242H252V241ZM257 240V242H256ZM259 240V241H258ZM30 243H29V242ZM32 241L34 242L32 244ZM39 241V245H38ZM98 241V244H97ZM102 241V242H101ZM199 240L198 245L201 247H204L203 241ZM251 241V243H250ZM109 242V243H108ZM235 242V244H234ZM242 242V243H241ZM29 243V244H28ZM47 243V244H46ZM61 243V244H60ZM105 243V244H104ZM239 243V244H238ZM104 244V245H103ZM252 244V245H251ZM256 244V245H255ZM31 245V246H30ZM36 245V246H35ZM42 245V246H41ZM61 245V247H59ZM93 245L96 247V249L91 246ZM98 245V246H96ZM102 245V246H101ZM243 245V246H242ZM255 245V246H254ZM31 248H30V247ZM63 246V248H62ZM66 248H65V247ZM87 246V247H86ZM106 246V247H105ZM238 246V248H237ZM37 249H36V248ZM45 247V248H44ZM59 247V248H58ZM93 247V248H92ZM100 247V248H99ZM44 248V249H43ZM47 248V250H46ZM91 248V249H90ZM107 248V249H106ZM243 248V249H242ZM26 249V250H25ZM30 249V250H29ZM34 249V250H33ZM51 249V250H50ZM59 249V250H58ZM237 249V250H236ZM250 249V250H249ZM33 250V251H32ZM42 250V251H41ZM57 250V251H56ZM64 252H63V251ZM99 250V251H98ZM235 252H234V251ZM21 251V252H20ZM31 251V252H30ZM41 251V252H40ZM46 251V252H45ZM52 251V252H51ZM91 251V252H90ZM93 251V252H92ZM98 251V252H97ZM19 252V253H18ZM23 252H25L24 255ZM96 254H95V253ZM235 254H234V253ZM249 252V253H248ZM252 252V253H251ZM92 253V254H91ZM256 253V254H255ZM42 254V255H39ZM63 254V255H62ZM233 254V255H232ZM241 254V255H240ZM255 256H254V255ZM24 255V256H22ZM33 255V256H32ZM39 255V256H38ZM52 255V256H51ZM55 255V256H54ZM237 255V256H236ZM240 255V256H239ZM261 255V256H260ZM18 256V257H17ZM19 256H21V260H19ZM31 256V257H30ZM38 256V257H37ZM59 256V258H57ZM250 256V257H249ZM257 256V257H256ZM27 259L25 260L24 259ZM43 257V258H42ZM50 257V258H48ZM147 260H150L149 255L144 256ZM143 257V259H144ZM237 257V258H236ZM240 257V258H238ZM246 257V258H245ZM25 261H22L23 259ZM64 258V259H63ZM96 258V260H95ZM242 258V259H241ZM249 258V259H248ZM254 258V259H253ZM257 258V259H256ZM262 258V259H260ZM45 259V260H44ZM47 259V261H46ZM58 259V260H57ZM245 259V260H244ZM36 260V261H35ZM41 260V261H40ZM55 260V261H54ZM64 260V261H63ZM20 261V262H19ZM89 261V262H88ZM97 261V262H96ZM208 261V262H207ZM212 263H211V262ZM214 256L210 257L206 262L202 261V259L199 260V264H216L214 261ZM246 261V262H245ZM263 261V262H262ZM30 262V263H29ZM42 262V263H41ZM45 262V263H44ZM51 262V263H47ZM56 262V263H55ZM90 263V264H91ZM84 264V263H83Z\"/></svg>",
    "mask_w": 264,
    "mask_h": 264
},
{
    "label": "bare ground",
    "instance_id": "2",
    "mask_svg": "<svg viewBox=\"0 0 264 264\" xmlns=\"http://www.w3.org/2000/svg\"><path fill=\"white\" fill-rule=\"evenodd\" d=\"M10 1V0H9ZM14 1V0H13ZM30 6L28 7L29 12L33 15H39L38 11L35 9L39 6L41 8L43 7H57L60 6L61 3L64 0H29ZM68 1V0H67ZM217 1V0H216ZM215 1V2H216ZM73 2V1H70ZM211 2V1H210ZM79 3V2H78ZM205 2L203 0H88L87 3H81L76 6V20H78V30L80 34L85 35L84 33H90L91 36V43L90 49L92 52L97 55L96 58L105 54L106 56L110 57V60L119 59L118 62L110 67L108 78L106 79L109 82L110 88H111V108L108 112V116L106 117L105 112L99 111L97 109L91 108H84L80 111L84 116L91 119L92 129L89 133H86L82 128H79L78 130V139L80 141H86L88 142L86 147L84 148H75L72 152L74 155H81L79 153H84L83 151H89L91 155L93 156L94 160L98 159L100 155H103V157H107L109 160H116L118 159L116 153H121V150L126 151V146L131 145L133 151L137 150L139 155V152L147 157H162L161 162L158 164L160 167V170H156L157 177L163 176H169L171 175V167H167V161L165 157L162 156L163 154V148L170 144V142L162 136L159 131H162V129L165 130H176L177 121H182L184 119L189 120L191 122L190 130L195 140V145H197V148H199L201 151H206L209 155H207L206 162L209 163V171L208 173L210 176H212L216 181V190L219 193V196L221 198L219 208L221 209V214L223 217H227V214L229 213V208H227L229 200L228 195L224 193L221 190V179L223 177V169L222 166L218 160V157L215 154V150L217 147L224 146V143L230 142L232 146L243 151L246 155L245 162L251 163L252 165H257L258 163V157L254 153L248 154V151H246V148L248 147H254L258 145L257 143L264 139V133L256 132V125L258 120H261V116L263 114V108H249L246 106V103H248V99L246 95H238L240 96L241 104L243 108L240 107L239 111H237V118H230L225 117L227 115L223 114L222 109H226L228 112L232 103L234 102V97L236 101L235 93L233 92L234 86H240L241 90L245 91L247 90V86L254 88L255 85L263 83L264 80L263 73L261 71V65H259L257 61V56L255 57L253 53H243L240 52L239 49L231 45V43L235 39V33H231L227 30H224V32L220 35L222 37L217 41V39L214 37V33H210L205 30L204 26V20L203 17V11L205 8ZM214 3V2H213ZM212 3V4H213ZM66 5V4H65ZM12 6V4H11ZM16 6V4H15ZM14 6V7H15ZM218 6V5H216ZM27 7V6H26ZM39 7V8H40ZM65 7V6H64ZM67 7V6H66ZM215 7V6H214ZM254 7V8H253ZM9 8V7H8ZM22 8V7H21ZM68 8V7H67ZM209 8V7H208ZM258 9L262 12V14H257V12H253V9ZM26 9V8H25ZM58 9V8H56ZM14 10V9H12ZM44 10V9H43ZM47 10V11H48ZM222 15L219 16L216 13H213V21L216 23H222L225 24L227 21L228 24L233 23L237 26H248L249 28L255 25H264V0H240V1H234L231 0L226 4L221 5ZM37 11V12H36ZM62 11V9H61ZM209 11V10H208ZM217 11V10H216ZM215 11V12H216ZM28 12V11H27ZM43 12V11H42ZM53 12V10H52ZM58 10H56V14ZM60 12V10H59ZM64 12V11H63ZM66 12V11H65ZM29 13V14H30ZM45 13V11H44ZM50 13V10H49ZM55 13V12H54ZM178 13L180 14V20L178 17ZM2 14V13H1ZM55 14V15H56ZM23 15V14H22ZM45 15V14H43ZM54 15V14H53ZM1 16V15H0ZM6 16V15H4ZM21 16V15H20ZM19 16V17H20ZM47 16V15H46ZM50 16V15H49ZM52 16V15H51ZM210 16V15H209ZM24 17V16H23ZM54 17V16H52ZM59 17V16H58ZM69 17V16H68ZM182 17V19H181ZM208 17V16H207ZM38 18V17H37ZM184 18V19H183ZM206 18V17H205ZM1 19V17H0ZM12 19V18H10ZM33 19V18H32ZM41 19V18H40ZM49 19V17H48ZM51 19V18H50ZM210 19V18H209ZM31 20V17H30ZM46 20V19H44ZM54 20V19H53ZM52 20V21H53ZM70 20V19H69ZM207 20V19H206ZM19 21V20H18ZM26 21V19H25ZM47 21V20H46ZM188 21L193 22V24L190 27H187L185 23ZM211 21V20H210ZM7 22V21H6ZM21 22V21H20ZM73 22V21H71ZM8 23V22H7ZM16 23V22H15ZM26 23V22H25ZM207 23V22H206ZM33 24V23H32ZM44 25V23H42ZM16 25V24H15ZM36 25V24H35ZM61 25V24H58ZM8 26V25H7ZM14 26V25H13ZM17 26V25H16ZM45 26V25H44ZM62 26V25H61ZM74 26V25H73ZM209 26V25H208ZM32 27V26H31ZM40 27V25L38 26ZM42 27V26H41ZM48 27V26H47ZM50 27V26H49ZM76 27V26H75ZM257 27V26H256ZM255 27V28H256ZM1 28V27H0ZM10 28V27H9ZM25 28V27H24ZM64 28V27H63ZM209 28V27H208ZM28 29V28H27ZM211 29V28H210ZM209 29V30H210ZM39 30V29H38ZM3 31V30H2ZM1 31V33H2ZM5 31V30H4ZM24 31V30H23ZM26 31V30H25ZM28 31V30H27ZM58 31V30H57ZM65 31V30H64ZM94 31V32H93ZM212 31V30H211ZM248 31V30H247ZM252 31V30H251ZM55 32V31H54ZM180 32V33H178ZM0 33V34H1ZM15 33V32H14ZM24 33V32H23ZM57 33V32H56ZM30 34H34L38 36L35 29L32 28L30 31ZM40 34V32H39ZM44 34V33H43ZM60 34V33H59ZM67 34V33H65ZM19 35V34H18ZM22 34H20L21 36ZM24 35V34H23ZM25 35H27L25 33ZM58 35V33H57ZM62 35V33H61ZM8 36V35H7ZM47 36V35H46ZM50 36V35H49ZM52 36V35H51ZM88 36V35H87ZM89 36V37H90ZM16 36L14 35L13 38ZM22 37V36H21ZM75 37V36H74ZM11 39V41L13 40ZM41 38V37H40ZM46 38V37H45ZM83 38V37H82ZM87 38V37H84ZM3 39V38H2ZM29 39V38H27ZM48 39V37H47ZM46 39V40H47ZM88 39V38H87ZM160 39V40H159ZM6 40V39H5ZM4 40V41H5ZM10 40V39H9ZM26 40V38H25ZM51 40V39H50ZM49 40V41H50ZM55 40V39H52ZM51 40V41H52ZM74 40V39H73ZM81 40V39H80ZM238 40V39H237ZM3 41V40H2ZM0 41V42H2ZM14 41V40H13ZM17 41V40H16ZM79 41V40H78ZM84 41V40H83ZM82 41V42H83ZM166 41L168 44L170 43V46L174 47V49L183 51L187 56L180 60L177 63L170 64L166 69H164L162 72H160L158 69L156 72H145L143 73L142 69L143 66L150 63V57L147 55L149 51L154 48L153 46L156 44V42H163ZM236 41V40H235ZM234 41V42H235ZM15 42V41H14ZM54 42V41H53ZM246 42V41H245ZM259 42V41H258ZM3 43V42H2ZM7 43V42H6ZM23 43V41H22ZM49 43V42H48ZM55 43V42H54ZM61 43V42H60ZM81 43V42H80ZM224 43L223 45H221ZM236 44V43H235ZM246 44V43H245ZM6 45V44H5ZM21 45V44H20ZM24 45V44H23ZM44 45V44H43ZM53 45V43L51 44ZM78 45V44H76ZM88 45V44H87ZM166 45V44H165ZM238 45V44H237ZM255 45V44H254ZM253 45V46H254ZM13 46V45H12ZM11 46V47H12ZM16 46V45H15ZM25 46V45H24ZM49 46V45H48ZM47 46V47H48ZM58 46V45H57ZM168 46V45H166ZM240 46V45H239ZM242 46V45H241ZM244 46V45H243ZM8 47V46H7ZM23 47V46H22ZM21 47V48H22ZM28 47V46H27ZM53 47V46H52ZM59 62L65 68H67V71L69 70L70 65V57H67L63 55V50L65 47V44H62L59 46ZM159 47V46H158ZM165 47V46H164ZM249 47V46H248ZM19 48V47H18ZM34 48V45H33ZM38 48V47H35ZM43 48V47H42ZM88 48V47H87ZM160 48V47H159ZM251 48V47H249ZM260 48V47H259ZM6 49V48H5ZM4 49V50H5ZM49 49V47H48ZM68 49V48H67ZM80 49V48H79ZM163 49V48H161ZM170 49V48H169ZM18 50V49H16ZM26 50V49H25ZM30 50V49H29ZM46 50V49H45ZM44 50V51H45ZM51 50V49H50ZM71 50V49H70ZM124 50L126 51V56H124ZM158 50V48L156 49ZM160 50V49H159ZM165 50V49H163ZM20 51V50H18ZM22 51V50H21ZM20 51V52H21ZM58 51V50H57ZM73 51V50H72ZM152 51V50H151ZM246 51H248L246 49ZM1 52V51H0ZM30 52V51H29ZM55 52V50H54ZM68 52V51H67ZM81 52V51H80ZM23 53V52H22ZM35 53V52H34ZM33 53V54H34ZM72 53V52H70ZM155 53V52H154ZM259 53V52H258ZM1 54V53H0ZM12 54V53H11ZM74 54V53H72ZM78 54V52H77ZM81 54V53H80ZM158 54V53H157ZM174 54V53H173ZM8 55V54H7ZM30 55V54H29ZM41 55V54H40ZM92 55V54H91ZM146 55V56H145ZM155 55V54H153ZM152 55V56H153ZM162 55V54H161ZM171 55V54H170ZM177 55V54H176ZM3 56V53H2ZM5 56V55H4ZM32 56V55H31ZM37 56V55H36ZM93 56V55H92ZM151 56V54H150ZM172 56V55H171ZM77 57V56H74ZM83 57V56H82ZM90 57V56H89ZM170 57V56H169ZM2 58V57H0ZM4 58V57H3ZM8 58V57H7ZM25 58V57H24ZM39 58V57H38ZM160 58V57H159ZM6 59V58H5ZM4 59V60H5ZM13 59V58H12ZM28 59V58H27ZM34 59V58H33ZM58 59V58H56ZM98 59V58H97ZM102 59V58H101ZM154 59V58H153ZM16 60V59H15ZM14 60V61H15ZM30 60V59H29ZM50 60V59H49ZM73 60V59H72ZM75 60V59H74ZM79 60V59H78ZM84 61V59H82ZM104 60V59H102ZM160 60V59H159ZM8 59V63H9ZM31 61V60H30ZM38 59L35 58L32 62V64L37 63ZM46 61V60H45ZM99 61V59H98ZM97 61V62H98ZM109 61V60H108ZM107 61V62H108ZM3 62V60H2ZM12 62V61H11ZM18 62V61H16ZM42 62V61H41ZM103 62V61H102ZM161 62V61H160ZM1 63V61H0ZM13 63V62H12ZM11 63V64H12ZM20 63H22L20 61ZM24 60V64H25ZM75 63V62H74ZM82 63V62H77ZM23 64V63H22ZM47 64V63H46ZM94 64V63H93ZM97 64V63H96ZM114 64V63H113ZM153 64V62H152ZM1 65V64H0ZM8 65V64H7ZM43 65V64H42ZM49 65V64H48ZM58 65V64H57ZM100 65V64H99ZM105 65V64H104ZM111 65V64H110ZM155 64H153L154 66ZM157 65V63H156ZM162 65V63H161ZM168 65V64H167ZM14 66V65H13ZM22 66V65H21ZM28 66V64L25 65V67ZM44 66V65H43ZM158 66V65H157ZM12 67V66H11ZM30 67V66H29ZM83 67V65H82ZM89 67V66H88ZM87 67V68H88ZM102 67V66H101ZM106 67H109L107 65ZM163 67V66H162ZM7 67L4 69L6 70ZM28 68V67H27ZM48 68V67H47ZM78 68V65H77ZM85 68V69H87ZM160 68V67H159ZM39 68H37L38 70ZM51 69V68H50ZM59 69V68H58ZM147 69V68H146ZM149 69V68H148ZM155 69V68H154ZM161 69V68H160ZM3 70V68H2ZM21 70V69H20ZM19 70V71H20ZM36 70V71H37ZM62 70V69H61ZM64 70V69H63ZM71 70V68H70ZM69 72H75L70 71ZM84 70V69H83ZM105 70V69H104ZM151 70V69H150ZM4 71V70H3ZM11 71V70H10ZM49 71V70H47ZM60 71V69H59ZM66 71V72H67ZM91 71V70H90ZM102 71V70H101ZM2 72V71H1ZM6 72V71H5ZM18 72V71H17ZM21 72V71H20ZM26 72V71H25ZM24 72V73H25ZM52 72V71H51ZM56 72V71H55ZM64 72V73H66ZM87 72V71H86ZM89 72V70H88ZM94 72V71H93ZM30 73V72H29ZM33 73V72H32ZM47 73V72H46ZM49 73V72H48ZM76 73V72H75ZM92 73V72H91ZM91 73L88 74L91 76ZM12 74V73H11ZM17 74V73H16ZM22 74V73H21ZM43 73H41L42 75ZM50 74V73H49ZM53 74V72H52ZM56 74V73H54ZM60 74V73H59ZM87 74V73H86ZM100 74V72H99ZM5 75V74H4ZM19 75V74H17ZM28 75V74H27ZM61 75V74H60ZM63 75V74H62ZM66 75V74H65ZM101 75V74H100ZM16 76V75H15ZM30 76V75H28ZM38 76V75H37ZM45 76V75H44ZM64 76V75H63ZM62 76V78H63ZM86 76V75H85ZM96 76V75H95ZM106 76V75H105ZM147 76V77H145ZM2 77V75H1ZM4 77V76H3ZM19 77V76H16ZM51 77V75H50ZM69 77V76H68ZM79 77V76H78ZM98 77V76H97ZM39 78V77H38ZM45 78V77H44ZM48 78V77H47ZM73 78V77H72ZM80 78V77H79ZM82 78V76H81ZM100 78V77H99ZM6 79V78H5ZM8 79V78H7ZM18 79V78H16ZM43 79V78H42ZM65 79V77H64ZM85 79V77L83 78ZM87 79V77H86ZM92 79V77L90 78ZM145 79H147L146 82H148L149 86H152L150 90L146 91V82ZM19 80V79H18ZM32 80V78H31ZM30 80V81H31ZM40 80V79H39ZM47 80V79H46ZM53 80V79H51ZM70 83H71V79ZM68 80V81H69ZM77 80V79H76ZM88 80V79H87ZM23 81V80H22ZM62 81V80H60ZM65 81V80H64ZM83 81V80H82ZM86 81V80H84ZM89 81V80H88ZM92 81V80H91ZM24 82V81H23ZM22 82V83H23ZM45 82V81H44ZM48 81H46L47 83ZM2 83V82H1ZM4 83V82H3ZM6 83V82H5ZM25 83V82H24ZM28 84L30 82H27ZM42 83V82H40ZM80 83V82H78ZM84 83V82H83ZM27 84V85H28ZM31 84V83H30ZM38 84V83H36ZM63 84V83H62ZM91 84V83H90ZM239 84V85H237ZM8 85V84H7ZM12 85V84H11ZM22 86V84H20ZM24 85V84H23ZM26 85V86H27ZM33 85V84H32ZM42 85V84H41ZM45 85V83L43 84ZM47 85V84H46ZM51 85V84H50ZM61 85V84H60ZM71 85V84H70ZM80 85V84H79ZM102 85V84H101ZM31 86V85H30ZM88 86V85H87ZM94 86V85H93ZM146 86V87H145ZM12 87V86H11ZM15 87V86H14ZM32 87V86H31ZM44 87V86H43ZM59 87V84L58 86ZM66 87V86H65ZM75 86H73L74 88ZM84 86L82 85V88ZM86 87V86H85ZM248 87V88H249ZM264 87V86H263ZM1 88V87H0ZM34 86L31 88L33 89ZM38 88V87H37ZM42 88V87H41ZM47 88V87H46ZM54 88V86L52 87ZM61 88V87H59ZM100 88V87H99ZM98 88V89H99ZM150 88V87H149ZM17 89V88H16ZM58 89V88H57ZM95 89V88H94ZM107 89V88H106ZM233 89V90H232ZM9 90V89H8ZM12 90V89H11ZM14 90V89H13ZM10 91L9 93L11 94ZM28 90V89H26ZM47 90V89H46ZM49 90V89H48ZM52 90V89H51ZM62 90V88H61ZM110 90V89H109ZM262 90V89H261ZM15 91V90H14ZM73 90H71L72 92ZM76 91V90H75ZM80 91V88H79ZM237 91V90H236ZM252 91V90H251ZM1 92V91H0ZM22 92V91H21ZM34 92V90H32ZM46 92V91H45ZM51 92V91H50ZM55 92V91H54ZM59 92V91H58ZM68 92V90H67ZM100 92V91H99ZM8 93V91H7ZM6 93V94H7ZM28 93V92H27ZM30 93V92H29ZM57 93V92H56ZM61 93V91L59 92ZM84 93V92H83ZM86 93V92H85ZM24 94V92H23ZM21 94V95H23ZM50 94V93H49ZM68 94V93H67ZM66 94V95H67ZM81 94V93H79ZM89 94V93H86ZM95 94V93H94ZM239 94V93H238ZM16 95V94H15ZM20 95V96H21ZM30 95V94H29ZM36 95V94H35ZM39 95V94H38ZM37 95V96H38ZM42 95V94H41ZM46 95V94H45ZM44 95V96H45ZM70 95V94H69ZM147 95V96H146ZM263 95V94H262ZM10 96V95H9ZM19 96V95H18ZM47 96V95H46ZM45 96V97H46ZM62 96V94H61ZM90 96V95H89ZM95 96V95H94ZM98 96V95H97ZM261 94L252 95L250 98L255 99L260 97ZM7 97V96H6ZM13 97V96H12ZM30 97V96H29ZM33 97V96H32ZM57 97V96H54ZM92 97V96H91ZM96 97V96H95ZM34 98V97H33ZM37 98V97H36ZM76 98V97H75ZM78 98V97H77ZM85 98V97H84ZM83 98V99H84ZM88 98V97H87ZM97 98V97H96ZM59 99V98H58ZM95 99V98H94ZM101 99V98H100ZM18 100V99H17ZM22 100V99H21ZM45 100V99H44ZM43 100V101H44ZM57 100V99H56ZM61 100V99H60ZM71 100V99H70ZM73 100V99H72ZM80 100V99H79ZM85 100V99H84ZM261 100V99H260ZM1 101V100H0ZM20 101V100H19ZM28 101V100H27ZM31 101V100H30ZM35 101V100H34ZM38 101V100H37ZM53 101V98L49 100ZM75 101V100H74ZM77 101V100H76ZM94 101V100H93ZM239 101V100H238ZM262 101V100H261ZM18 103V101H16ZM46 102V101H45ZM61 102V101H60ZM70 102V101H69ZM73 102V101H72ZM84 102V101H83ZM90 102V101H89ZM88 102V103H89ZM92 102V101H91ZM90 102V103H91ZM240 102V101H239ZM263 102V101H262ZM2 103V102H1ZM12 103V102H11ZM20 103V102H19ZM34 103V102H32ZM58 103V102H57ZM75 102H73L74 104ZM87 103V104H88ZM93 103V102H92ZM102 103V102H100ZM236 103V102H235ZM238 103V102H237ZM10 104V103H9ZM76 104V103H75ZM84 104V103H83ZM97 104V103H96ZM239 104V103H238ZM11 105V104H10ZM13 105V104H12ZM11 105V106H12ZM36 105V104H35ZM34 105V106H35ZM61 105V104H60ZM66 105V104H65ZM68 105V104H67ZM66 105V106H67ZM93 104H90V106ZM8 106V105H7ZM47 106V105H46ZM45 106V107H46ZM63 106V105H62ZM79 106V105H78ZM77 106V107H78ZM86 106V105H85ZM89 106V105H87ZM188 106H192L191 111L192 115L190 118H188V115L185 112V108ZM240 106V104H239ZM258 106V105H256ZM16 107V106H15ZM71 107V106H70ZM76 107V108H77ZM106 107V106H105ZM245 107V108H244ZM255 107V104H254ZM5 108V107H4ZM10 108V107H8ZM7 108V109H8ZM50 108V107H49ZM52 108V107H51ZM79 108V107H78ZM98 108V107H97ZM103 108V107H102ZM101 108V109H102ZM189 108V107H188ZM17 109V108H16ZM81 109V107H80ZM232 109V108H231ZM3 110V109H2ZM6 110V109H4ZM23 110V109H22ZM51 110V109H50ZM62 110V109H61ZM68 111V109H66ZM130 110H135L137 114H141L146 112L149 116V118H152L155 120V128L151 127V132L153 133L155 137V144L154 147H147L142 139V135L139 134V131H143L145 126V122L143 123L140 119L129 118V112ZM225 110V111H226ZM233 110V109H232ZM7 111V110H6ZM17 111V110H16ZM40 111V110H39ZM44 111V109H43ZM64 111V110H63ZM71 111V110H70ZM21 112V111H19ZM30 115H31V111ZM58 112V111H57ZM66 112V111H65ZM190 112V111H189ZM256 112V113H255ZM7 113V112H6ZM10 113V112H9ZM15 113V112H14ZM55 113V112H53ZM62 112H60L61 114ZM77 113V112H75ZM2 114V113H0ZM16 114V113H15ZM23 114V113H21ZM29 114V113H28ZM56 114V113H55ZM171 114L173 116H171ZM236 114V113H235ZM11 115V113H10ZM29 115V116H30ZM79 114H77L78 116ZM81 115V114H80ZM8 116V114H7ZM12 116V115H11ZM19 116V115H18ZM28 116V115H27ZM26 116V117H27ZM55 116V115H53ZM67 116H69L67 114ZM170 116V117H169ZM43 117H45L43 115ZM58 117V116H57ZM64 118V116H61ZM84 117V118H86ZM3 117H0V119ZM9 118V117H8ZM42 118V117H41ZM49 118V117H48ZM55 118V117H54ZM70 118V117H69ZM73 118V117H72ZM76 118V117H75ZM83 118V120H84ZM133 118V117H132ZM5 120V118H3ZM7 119V118H6ZM16 119V118H15ZM20 119V117L18 118ZM16 119V120H18ZM30 119V118H29ZM53 119V118H52ZM27 120V119H26ZM42 120V119H41ZM58 120H60L58 118ZM65 119H63L64 121ZM70 120V119H69ZM2 121V120H1ZM8 121V120H7ZM14 121V120H13ZM68 121V120H67ZM82 121V120H80ZM86 121V120H84ZM10 122V121H9ZM23 122V121H22ZM28 122V121H26ZM34 122V121H32ZM38 122V121H37ZM42 122V121H41ZM45 122V121H44ZM54 122V121H53ZM58 122V121H56ZM61 122V120H60ZM73 122V121H72ZM89 122V123H91ZM148 122V121H147ZM263 122V120L261 121ZM260 122V123H261ZM3 123V122H2ZM1 123V124H2ZM20 123V122H19ZM39 123V122H38ZM63 123V122H61ZM74 123V122H73ZM73 123H71L73 125ZM264 123V122H263ZM4 124H6L4 122ZM9 124V123H8ZM14 124V123H13ZM28 123H26L27 125ZM46 123H44L45 125ZM48 124V122H47ZM54 124V123H53ZM75 124V123H74ZM181 124V123H180ZM33 125V124H32ZM60 125V124H59ZM62 125V124H61ZM179 125V124H178ZM5 126V125H4ZM22 127V125H20ZM19 126V127H20ZM37 126V125H36ZM40 126V125H38ZM50 126V125H49ZM57 126V125H56ZM88 126V125H87ZM86 126V127H87ZM35 127V126H34ZM43 127V126H42ZM54 127V126H53ZM16 128V127H15ZM28 128V127H27ZM40 128V127H39ZM49 128V127H48ZM65 128V127H64ZM85 128V127H84ZM88 128H90L88 126ZM179 128V127H178ZM187 128V127H186ZM185 128V129H186ZM255 128V130H253ZM260 128V126H259ZM258 128V129H259ZM19 129V128H17ZM32 129V128H31ZM147 129V128H146ZM158 129V130H157ZM15 130V129H14ZM31 131L30 129H28ZM33 130V129H32ZM59 130V129H58ZM57 130V131H58ZM188 130V129H187ZM260 130V129H259ZM9 131V130H7ZM13 131V130H12ZM17 131V130H16ZM27 131V132H29ZM38 131V130H37ZM133 131V133H131ZM180 131V129H179ZM5 132V131H4ZM19 132V131H18ZM21 132V131H20ZM23 132V131H22ZM21 132V134H23ZM47 132V131H46ZM53 132V130H52ZM71 132V131H70ZM167 132V131H165ZM15 133V132H14ZM30 133V132H29ZM63 133V132H62ZM180 133V132H178ZM190 133V132H189ZM2 133L0 132V135ZM13 134V133H12ZM28 134V133H27ZM41 134V132H40ZM54 134V133H53ZM52 134V135H53ZM57 134V133H56ZM70 134V133H69ZM75 134V133H74ZM181 134V133H180ZM187 134V133H186ZM14 135V134H13ZM20 135V134H18ZM25 135V133H24ZM32 135V134H31ZM50 135V134H48ZM58 135V134H57ZM62 135V134H59ZM150 135V134H149ZM68 136V134H67ZM75 136V135H74ZM77 136V135H76ZM94 136H96L95 139ZM145 136V135H144ZM169 136V135H168ZM177 136V134H176ZM13 137V136H12ZM17 138V136H15ZM24 137V136H23ZM43 137V136H42ZM57 137V136H56ZM62 137V136H61ZM148 138V136H146ZM179 137V135L177 136ZM189 136L185 137L188 138ZM7 138V137H6ZM63 138V137H62ZM145 138V137H144ZM194 138L192 140H194ZM13 139V138H12ZM22 139V138H21ZM45 138H43L44 140ZM65 139V138H64ZM63 139V140H64ZM74 139V138H73ZM92 139V141H90ZM153 139V138H152ZM184 139V138H183ZM189 139V138H188ZM23 140V139H22ZM52 140V139H51ZM154 140V139H153ZM179 140V139H178ZM186 140V139H185ZM151 141V140H150ZM176 141V140H175ZM188 141V140H187ZM186 141V142H187ZM0 142L2 143L0 138ZM12 142V141H11ZM20 142V141H18ZM23 142V141H21ZM67 142V141H66ZM70 142V141H69ZM153 142V141H152ZM185 142V141H184ZM5 143V142H3ZM2 143V144H3ZM9 143V142H8ZM47 143V142H46ZM60 144V142H58ZM182 143V142H181ZM193 143V141H192ZM229 143V144H230ZM13 144V143H10ZM23 144V143H22ZM21 144V145H22ZM48 144V143H47ZM57 144V146L59 145ZM120 144V149L118 147H114V145ZM173 145V143H171ZM189 144V143H188ZM191 144V142H190ZM228 144V146H229ZM15 145V144H14ZM13 147H16L14 146ZM17 145V144H16ZM20 145V143H19ZM54 145V144H53ZM69 145V144H68ZM171 145V146H172ZM40 146V145H39ZM45 147V145H43ZM56 146V145H55ZM150 146V145H149ZM1 147V145H0ZM4 147V146H3ZM28 147V146H27ZM32 147V146H31ZM36 147V146H35ZM34 147V148H35ZM60 147V145H59ZM67 147V146H66ZM75 147V146H74ZM77 147V146H76ZM130 147V146H129ZM187 147V145H186ZM11 148V147H10ZM9 148V149H10ZM23 148V147H21ZM63 148V147H62ZM68 148V147H67ZM181 148V147H180ZM188 148V147H187ZM230 148V147H229ZM259 149V147H256V149ZM262 148V147H261ZM1 149V148H0ZM31 149V148H30ZM38 149V148H37ZM59 149V148H58ZM178 149V148H177ZM184 149V148H183ZM218 149V148H217ZM222 149V148H221ZM228 149V148H226ZM225 149V150H226ZM233 149V148H232ZM263 149V148H262ZM5 150V147H4ZM25 150V149H24ZM47 150V149H46ZM49 150V149H48ZM57 150V149H56ZM181 150V149H180ZM188 150V149H187ZM224 150V151H225ZM251 150V149H250ZM249 150V152H250ZM1 151V150H0ZM13 151V150H12ZM15 151V149H14ZM52 151V150H51ZM55 151V150H54ZM63 151V150H62ZM65 151V150H64ZM62 152V154L64 153ZM184 151V150H183ZM230 151V150H229ZM238 151V152H239ZM241 151V152H242ZM259 151V150H258ZM18 152V151H17ZM50 152V151H49ZM53 152V151H52ZM194 152V151H193ZM228 152V151H227ZM226 152V153H227ZM9 153V152H8ZM32 153V152H31ZM30 153V156H31ZM48 153V151L46 152ZM99 153V154H97ZM180 153V152H179ZM217 153V152H216ZM219 153V152H218ZM217 153V155H218ZM243 153V154H244ZM257 153V151H256ZM1 154V152H0ZM19 154H22L19 153ZM39 154V153H38ZM49 154V153H48ZM47 154V155H48ZM88 154V153H87ZM134 154V153H133ZM166 154V153H165ZM163 154V155H165ZM205 154V153H204ZM241 154V153H240ZM263 154V153H262ZM3 155V154H2ZM5 155V154H4ZM37 155V154H36ZM41 155V154H40ZM39 155V156H40ZM51 155V154H50ZM58 155V154H57ZM70 155L67 153V156ZM86 154H84L85 156ZM99 155V156H98ZM127 155V154H126ZM189 155V154H188ZM196 155V154H194ZM230 155V154H229ZM234 155V154H233ZM18 156V155H17ZM15 156V157H17ZM78 156V157H79ZM83 157V155H81ZM121 156V155H120ZM133 156V155H131ZM172 156V155H171ZM219 156V155H218ZM227 156V155H226ZM237 156V155H236ZM244 156V155H243ZM259 156V155H258ZM25 157V156H24ZM59 157V156H58ZM139 157V156H137ZM143 156H141L142 158ZM193 157V156H192ZM199 157V155L197 156ZM197 157H195L197 160ZM202 157V156H201ZM225 157V156H224ZM239 157V156H238ZM264 157V156H263ZM90 158V157H88ZM135 158V157H134ZM183 158V157H182ZM203 158V157H202ZM205 158V157H204ZM236 158V157H235ZM3 159V158H2ZM5 159V157H4ZM14 159V158H13ZM28 159V158H27ZM59 159V158H58ZM61 159V158H60ZM59 159V160H60ZM67 159V158H66ZM80 159V158H79ZM120 159V158H119ZM136 159V158H135ZM158 159V158H157ZM161 159V158H160ZM158 159V160H160ZM176 159V157H175ZM224 159V158H223ZM238 159V158H236ZM260 159V158H259ZM42 160V159H41ZM45 160V159H44ZM42 160V161H44ZM58 160V161H59ZM68 160V159H67ZM90 160V159H87ZM104 160V159H103ZM125 160V159H124ZM143 160H147L144 159ZM157 160V162H158ZM170 160V159H169ZM168 160V161H169ZM173 160V159H172ZM184 160V159H183ZM201 160V159H200ZM204 160V159H203ZM239 160V159H238ZM237 160V161H238ZM48 161V160H46ZM53 161V160H52ZM75 161V160H74ZM102 161V160H101ZM120 161V160H118ZM134 161V160H132ZM142 161V160H141ZM140 161V162H141ZM12 162V161H11ZM62 162V161H60ZM69 162V161H68ZM97 162V161H96ZM114 162V161H113ZM197 162V161H196ZM201 162V161H200ZM241 162V161H240ZM264 162V161H263ZM7 163V162H6ZM25 163V162H24ZM45 163V161H44ZM84 163V162H83ZM86 163V162H85ZM93 163V161H92ZM91 163V164H92ZM101 163V162H100ZM99 163V164H100ZM104 162H102L103 164ZM107 163V162H106ZM116 163V162H115ZM132 163V162H131ZM134 163V162H133ZM150 163V162H149ZM156 163V162H155ZM190 163V162H189ZM199 163V162H198ZM10 164V163H9ZM27 164V163H26ZM54 164V162H53ZM60 164V163H59ZM65 164V163H64ZM70 164V163H69ZM98 164V163H97ZM137 165V163H135ZM134 164V165H135ZM145 164V163H144ZM151 164V163H150ZM172 164V163H171ZM174 164V163H173ZM182 164V163H181ZM200 164V163H199ZM197 164V165H199ZM32 165V163L30 164ZM46 165V164H45ZM50 165V163L48 164ZM62 165V164H61ZM73 166V164H71ZM83 165V164H81ZM90 165V164H87ZM180 165V163H179ZM201 164L200 166H202ZM223 165V164H222ZM250 165V164H249ZM1 166V165H0ZM60 166V165H59ZM57 166V168L59 167ZM64 166V165H62ZM84 166V165H83ZM92 166V165H91ZM104 166H108L104 165ZM112 166V164H111ZM122 166V165H121ZM127 166V165H126ZM133 166V165H131ZM142 166H144L142 164ZM146 166V165H145ZM151 166V165H150ZM157 166V165H156ZM205 166V165H204ZM203 166V167H204ZM207 166V165H206ZM226 166V165H225ZM243 166V165H242ZM251 166V165H250ZM258 166V165H257ZM2 167V166H1ZM43 167V166H42ZM55 167V166H54ZM71 167V166H70ZM76 167V166H75ZM81 166L79 165L78 168ZM88 167V166H86ZM98 167V166H97ZM173 167V166H172ZM182 167V166H177ZM198 167V166H197ZM264 167V165H263ZM49 168V167H48ZM46 167V169H48ZM63 168V167H61ZM100 168V167H98ZM125 168V167H124ZM130 168V167H129ZM138 168V166H137ZM155 168V167H153ZM174 168V167H173ZM176 168V167H175ZM202 168V167H201ZM228 168V167H227ZM230 168V166H229ZM234 168V167H232ZM242 168V167H241ZM65 169V168H64ZM67 169V167H66ZM75 169V168H74ZM83 169V168H82ZM91 170V167L89 168ZM95 169V168H94ZM97 169V168H96ZM95 169V170H96ZM139 169V168H138ZM151 169V168H150ZM185 169V168H184ZM188 169L191 170L188 166ZM235 169V168H234ZM247 169V168H246ZM5 170V169H4ZM49 170V169H48ZM52 170V168H51ZM71 170V169H70ZM81 170V168H80ZM98 170V169H97ZM115 170V169H113ZM117 170V169H116ZM120 171V169H118ZM123 170V169H122ZM200 170V169H199ZM229 170V169H228ZM232 170V169H231ZM252 170V169H251ZM263 170V169H262ZM6 171V170H5ZM63 171V170H62ZM67 171V170H66ZM94 171V170H92ZM101 171V170H100ZM99 171V172H100ZM129 171V170H128ZM143 171L144 174H146V169L141 168V172ZM175 171V170H174ZM235 171V170H234ZM238 171V169H237ZM248 171V170H247ZM257 171V170H256ZM264 171V170H263ZM2 172V171H1ZM17 172V171H16ZM19 172V171H18ZM71 172V171H70ZM78 172V171H77ZM80 172V171H79ZM96 172V171H95ZM118 171H115V173ZM136 172V170H135ZM151 172V171H150ZM177 172V171H176ZM179 172V171H178ZM191 172V171H190ZM203 172V170H202ZM201 172V173H202ZM262 172V171H261ZM20 173V172H19ZM26 173V172H25ZM34 173V171H33ZM46 173V172H45ZM67 173V172H66ZM82 173V172H81ZM94 173V172H93ZM124 173V172H122ZM127 173V172H126ZM133 173V172H132ZM248 173V172H247ZM258 173V171H257ZM37 174V173H35ZM112 174V173H111ZM118 174V173H117ZM130 174V173H128ZM143 174V175H144ZM150 174V173H149ZM152 174V173H151ZM150 174V175H151ZM177 174V173H176ZM191 174V173H190ZM193 174V173H192ZM196 174V173H195ZM199 174V173H198ZM244 174V172H243ZM25 175V174H24ZM28 175V174H27ZM26 175V176H27ZM59 175V174H58ZM71 175V174H70ZM97 175V174H96ZM94 175V176H96ZM107 176V174H105ZM109 175V174H108ZM113 175V174H112ZM133 175V174H131ZM173 175V174H172ZM178 175V174H177ZM229 175V174H228ZM247 175V174H246ZM261 175V174H260ZM22 176V175H21ZM67 176V175H66ZM75 176V175H74ZM80 176V175H79ZM130 176V175H129ZM140 176V175H139ZM142 176V175H141ZM153 176V175H152ZM156 176V175H155ZM180 176V175H179ZM199 176V175H198ZM230 176V175H229ZM249 176V175H248ZM247 176V177H248ZM256 177V175H254ZM49 177V176H48ZM65 177V176H64ZM76 177V176H75ZM97 177V176H96ZM95 177V178H96ZM102 177V176H100ZM110 177V176H109ZM116 177V176H115ZM174 177V176H173ZM192 177L191 175L189 178ZM197 177V175H196ZM201 177V176H200ZM231 177V176H230ZM254 177V178H255ZM11 176L6 175L3 178H1L2 182L5 184V187L8 189H11L12 182H11ZM20 178V176H19ZM52 178V177H51ZM70 178V177H69ZM73 178V177H72ZM79 178V177H78ZM121 178V177H120ZM138 178V177H137ZM136 178V179H137ZM146 178V177H145ZM144 178V179H145ZM167 178V177H166ZM184 178V177H183ZM182 178V179H183ZM224 178V177H223ZM227 178V177H226ZM253 178V175H252ZM258 178V177H256ZM21 179V178H20ZM36 178H34L35 180ZM90 179V178H89ZM111 179V178H110ZM150 179V178H149ZM153 179V178H152ZM157 178H155L156 180ZM191 179V178H190ZM194 179V178H193ZM234 179V178H233ZM23 180V179H22ZM21 180V181H22ZM74 180V179H73ZM84 180V179H83ZM88 180V179H86ZM95 180V179H93ZM103 180V179H102ZM154 180V179H153ZM28 181V180H27ZM30 181V179H29ZM82 181V180H81ZM90 181V180H89ZM104 181V180H103ZM113 181V180H111ZM115 181V180H114ZM113 181V182H114ZM124 181H126V185L124 191L127 194V196H131L134 192V190L131 187L130 179L127 175L124 176ZM165 181V180H164ZM171 181V180H170ZM181 181V180H180ZM227 181V180H226ZM246 181V180H245ZM50 182V181H49ZM101 182V181H100ZM157 182V181H156ZM163 182V181H162ZM174 182V181H173ZM197 182V181H196ZM212 182V181H210ZM208 182V183H210ZM253 182V181H252ZM24 183V182H23ZM31 183V181H30ZM51 183V182H50ZM82 183V182H81ZM93 183V182H92ZM103 183V182H102ZM101 183V184H102ZM110 183V182H108ZM124 183V182H123ZM122 183V184H123ZM152 183H154L152 181ZM191 183V180H190ZM223 183V182H222ZM247 183V181H246ZM250 183V181H249ZM256 181L254 182L255 185ZM260 183V182H259ZM21 184V183H19ZM32 184V183H31ZM62 184V183H60ZM76 184V183H75ZM78 184V183H77ZM97 184V182H96ZM107 184V183H106ZM121 184V183H120ZM172 184V183H171ZM176 184V183H175ZM185 184V183H184ZM193 183H191L192 185ZM226 184H228L226 182ZM16 185V184H15ZM63 185V184H62ZM79 185V184H78ZM82 185V184H81ZM109 185V184H108ZM114 185V184H113ZM142 185V184H141ZM223 185V184H222ZM235 185V184H234ZM233 185V186H234ZM251 185V184H250ZM253 185V184H252ZM253 185V186H254ZM85 186V185H84ZM90 185H88L89 187ZM123 186V187H124ZM134 186V185H133ZM137 186V185H136ZM173 186V185H172ZM185 186V185H184ZM211 186V185H210ZM3 187V186H2ZM52 187V186H51ZM50 187V189H52ZM60 187V186H59ZM81 187V186H79ZM166 187V188H165ZM177 187V186H175ZM214 187V185L212 186ZM227 187V186H226ZM225 187V188H226ZM248 187V186H247ZM250 187V186H249ZM1 188V187H0ZM4 189V191L6 190ZM85 188V187H84ZM110 188V187H109ZM118 188V187H117ZM178 188V187H177ZM176 188V189H177ZM183 188V187H182ZM187 188V187H186ZM203 188V187H202ZM206 188V187H205ZM209 188V187H208ZM235 188V187H234ZM232 188V189H234ZM243 188V187H242ZM257 188V187H255ZM7 189V190H8ZM61 189V188H60ZM78 189V188H77ZM75 189V190H77ZM90 189H93L90 188ZM103 189V188H102ZM105 189V188H104ZM106 189H108L106 187ZM116 189V188H115ZM121 189V188H120ZM212 189V188H211ZM214 189V188H213ZM249 189V188H248ZM258 189V188H257ZM263 189V188H262ZM3 190V189H2ZM39 190V189H38ZM48 190V189H47ZM73 190V189H72ZM73 190V191H75ZM95 190V189H94ZM109 190V189H108ZM122 190V189H121ZM175 190V189H174ZM178 190V189H177ZM193 190V188H191ZM196 191V189H194ZM209 190V189H208ZM254 190V189H252ZM9 191V190H8ZM92 191V190H91ZM113 191V190H112ZM118 191V189L116 190ZM123 191V190H122ZM165 191V193H164ZM172 187L167 186L166 184L161 185L154 184L151 185L150 188L147 187V185H143L142 187L139 186L137 192H144L147 194L152 195L155 198H162V194H171ZM183 191V190H182ZM203 191V190H202ZM214 191V190H213ZM229 191V190H228ZM7 192V191H6ZM64 192V191H63ZM79 192V191H78ZM95 192V191H94ZM120 192V191H119ZM185 192V191H184ZM194 192V191H192ZM227 192V191H226ZM230 192V191H229ZM243 192V191H242ZM75 193V192H74ZM87 193V192H86ZM93 193V192H92ZM105 195H108L107 192H105ZM115 193V191H114ZM9 194V192H8ZM8 194H1V205L3 206L4 211L7 210H13L15 211V205L13 206L11 203L10 195ZM112 194V193H111ZM124 194V193H123ZM125 194V195H126ZM136 194V193H135ZM142 194V193H141ZM146 194V195H147ZM179 194V193H178ZM185 194V193H184ZM208 194V193H207ZM211 194V193H210ZM235 194L236 191H235ZM252 194V193H251ZM61 195V194H59ZM79 195V194H78ZM84 195V194H83ZM88 196L87 194H85ZM91 195V194H90ZM98 195V193H97ZM96 195V196H97ZM134 195V194H133ZM140 195V194H139ZM143 195V194H142ZM163 195V196H164ZM176 195V194H175ZM232 195V194H231ZM244 195V194H242ZM257 195V194H256ZM263 195V194H261ZM67 196V195H65ZM69 196V195H68ZM81 196V195H80ZM92 196V195H91ZM94 196V194H93ZM109 196V195H108ZM113 196V195H112ZM115 196V195H114ZM113 196V197H114ZM123 196V195H122ZM137 196V195H136ZM145 196V195H144ZM179 196V195H178ZM194 196V195H193ZM198 196V195H197ZM204 195H202L203 197ZM209 196V195H208ZM234 196V194H233ZM253 196V195H251ZM56 197V196H55ZM58 197V195H57ZM56 197V198H57ZM64 197V196H63ZM79 197V196H78ZM77 197V198H78ZM147 197V196H146ZM169 198L171 196H168ZM231 197V196H230ZM261 197V196H260ZM47 198V197H46ZM53 198V197H51ZM74 198V197H73ZM101 198V197H100ZM129 198V197H128ZM134 198V197H133ZM185 198V197H184ZM200 198V197H199ZM204 198V197H203ZM211 198V197H210ZM238 198V197H237ZM235 198V199H237ZM250 198V197H249ZM257 198V197H256ZM54 199V198H53ZM71 199V198H70ZM86 199V198H85ZM88 199V198H87ZM98 199V198H97ZM105 199V197H104ZM149 199V198H148ZM216 199V198H215ZM246 199H248L246 197ZM67 200V199H66ZM81 200V199H80ZM99 200V199H98ZM112 200V198L110 199ZM171 200V199H170ZM174 200V199H173ZM184 200V199H183ZM210 200V199H209ZM213 200V199H211ZM217 200V199H216ZM51 201V200H50ZM54 200L51 201L53 203ZM60 201V200H58ZM68 201V200H67ZM87 201V200H85ZM96 201V200H95ZM101 201V200H99ZM126 201V199H125ZM146 201V200H145ZM161 201V200H160ZM164 201V200H163ZM162 201V202H163ZM176 201V199H175ZM202 201V200H201ZM264 201V199L260 200ZM30 202V201H29ZM48 202V201H47ZM62 202V201H61ZM60 202V203H61ZM92 202V201H91ZM102 202V201H101ZM133 202V201H132ZM130 203L123 211L118 212L116 215L113 216L112 221L116 222L115 229H113L112 233L109 237H107V240L109 242H113L112 247H108V250L105 251L104 255H100L102 253V250L100 253H97L99 258L98 262L99 264H199V260L202 259V261L206 262L210 257L214 256V261L216 264H231L233 258L230 255V249L232 247V242L229 239V232L228 231H220L218 230L213 224L212 221H209V214H213L215 208L210 207L207 212L200 210V209H193V215H183V217L178 218V215L171 214L167 212L166 210L159 211L161 216L164 218L163 222L160 226H158L156 229H150V226L148 224H144L145 227L143 229L142 235L141 233L139 235L142 236V238H137V229L136 226L138 224L139 219H141L144 216H149L148 222L151 220L158 219L157 214L156 218L154 214L152 213V206L151 203H145L143 205V212L140 214L137 212V204ZM142 202V201H141ZM156 202V201H155ZM166 202V201H165ZM168 202V201H167ZM184 202V201H183ZM200 202V201H199ZM208 202V200H207ZM218 201H216L217 203ZM56 203V202H55ZM63 203V202H62ZM72 203V202H71ZM77 203V202H76ZM87 202H85L86 204ZM94 203V202H93ZM169 203V202H168ZM167 203V204H168ZM192 203V202H191ZM219 203V202H218ZM235 203V202H234ZM36 204V203H35ZM39 204V203H38ZM50 204V203H49ZM69 204V203H68ZM67 204V205H68ZM73 204V203H72ZM106 204V203H105ZM104 204V205H105ZM114 204V203H113ZM171 204V203H170ZM214 204V203H213ZM232 204V203H231ZM56 205V204H55ZM71 205V204H70ZM83 205V204H82ZM81 205V206H82ZM90 209V203H87L88 207ZM165 205V204H164ZM183 205L180 204V206ZM192 205H195L192 203ZM218 205V204H217ZM216 205V206H217ZM235 205V204H234ZM240 205V202H239ZM243 205V204H242ZM51 206V205H49ZM48 206V207H49ZM81 206H79L81 208ZM99 206V205H98ZM97 206V207H98ZM161 206V205H160ZM168 206V205H167ZM204 206V205H203ZM230 206V205H229ZM232 206V205H231ZM230 206V207H231ZM236 206V205H235ZM250 206V205H249ZM32 208H29V210H33V206L31 204ZM40 207V206H39ZM38 207V208H39ZM70 207V206H69ZM75 207V206H74ZM78 207V204L76 205ZM85 207V206H84ZM85 207V208H86ZM103 207V205H102ZM121 207V206H120ZM159 207V206H157ZM172 207V206H170ZM182 207V206H181ZM188 207V206H187ZM209 207V206H208ZM37 208V207H35ZM34 208V210H35ZM43 208V207H41ZM51 208V207H50ZM54 208V207H53ZM68 208V207H67ZM84 208V209H85ZM96 208V207H95ZM167 208V207H166ZM189 208H192L191 206ZM218 208V207H217ZM241 208V207H240ZM247 208V207H246ZM252 208V207H251ZM255 208V207H253ZM55 209V208H54ZM88 209V208H87ZM86 209V210H87ZM101 209V208H99ZM112 209V208H111ZM161 209V208H160ZM231 209V208H230ZM233 209V208H232ZM2 210V209H0ZM48 210V209H47ZM72 211V208L70 209ZM75 210V209H74ZM79 210V209H78ZM82 210V209H81ZM80 210V211H81ZM93 210V209H92ZM96 210V209H95ZM105 210V209H104ZM121 210V209H120ZM170 210V209H168ZM183 210V209H182ZM186 210V209H184ZM241 210V209H240ZM249 210V209H248ZM257 210V209H256ZM66 211V210H64ZM88 211V210H87ZM94 211V210H93ZM97 211V210H96ZM115 211V210H114ZM174 211V210H173ZM172 211V212H173ZM188 211V210H186ZM192 211V210H191ZM220 211V210H219ZM251 211V209H250ZM254 211V210H253ZM1 212V211H0ZM30 212V211H29ZM48 212V211H46ZM62 212V211H61ZM74 212V211H73ZM76 212V211H75ZM82 212V211H81ZM80 212V213H81ZM92 212V211H91ZM98 212V211H97ZM96 212V213H97ZM104 212V211H103ZM107 212V210H106ZM109 212V211H108ZM190 212V211H189ZM216 212V211H215ZM32 213V211L30 212ZM53 213V212H52ZM93 213V212H92ZM114 213V212H113ZM176 213V212H175ZM231 213V212H230ZM237 213V212H236ZM242 213V212H241ZM252 213V212H251ZM250 213V214H251ZM255 213V212H253ZM260 213V211H259ZM61 214V213H60ZM64 214V213H63ZM83 214V213H82ZM89 214V213H88ZM94 214V213H93ZM180 214V213H178ZM239 214V213H238ZM248 214V215H250ZM10 215V214H9ZM22 215V214H21ZM29 215V214H27ZM31 215V214H30ZM48 215V214H46ZM45 215V217H46ZM78 215V214H77ZM81 215V214H80ZM78 215V217L80 216ZM92 215V214H91ZM153 215V217H152ZM219 215V216H220ZM241 215V214H240ZM245 215V214H244ZM49 216V215H48ZM69 216V215H68ZM71 216V215H70ZM86 216V215H85ZM108 216V215H107ZM160 216V215H159ZM180 216V215H179ZM229 216V215H228ZM233 216V215H232ZM242 216V215H241ZM264 216V215H263ZM11 217V216H10ZM20 217V216H19ZM17 217V219H19ZM23 217V216H22ZM29 217V216H28ZM35 216H33L34 218ZM52 217V216H51ZM56 217V216H55ZM64 218V215L62 216ZM73 217V216H72ZM71 217V218H72ZM82 217V216H81ZM80 217V219H81ZM90 217V216H89ZM88 217V218H89ZM106 217V216H105ZM111 217V215H110ZM261 217V216H260ZM15 218V217H14ZM48 218V217H47ZM76 218V217H75ZM103 218V217H102ZM242 218V217H241ZM238 220L237 224L232 230V233H238L240 230L239 228L242 227L244 224V219ZM246 218V217H245ZM252 219V217L250 216ZM256 218V217H255ZM259 218V217H258ZM22 219V218H21ZM20 219V220H21ZM37 219V218H36ZM45 219V218H44ZM59 219V218H58ZM62 219V218H61ZM108 219V218H107ZM146 219V218H145ZM148 219V218H147ZM161 219V218H160ZM249 219V218H248ZM33 220V219H32ZM54 220V219H53ZM60 220V219H59ZM70 220V218H69ZM68 220V221H69ZM83 220V219H82ZM85 220V219H84ZM83 220V221H84ZM95 220V219H94ZM121 220H129L131 223H124L120 224ZM219 220H221L219 218ZM255 220V219H253ZM259 220V219H258ZM17 221V220H16ZM16 221L10 223L7 219V212L0 213V222L2 223V230L4 233H7L8 237L7 242L4 244L3 248H1L2 252L0 253V264H16V254L18 250H23L26 248V236L23 233L22 224H18ZM35 221V220H34ZM77 221V219L75 220ZM79 221V220H78ZM91 221V219H90ZM103 221V220H102ZM106 221V220H105ZM214 221V220H213ZM247 221V220H246ZM257 221V220H256ZM256 221H254L256 223ZM264 221V218H263ZM262 221V222H263ZM37 222V221H36ZM50 224V222L45 221ZM61 222V221H60ZM67 222V219H66ZM104 222V221H103ZM109 222V221H108ZM122 222V221H121ZM127 222V221H125ZM206 222V223H204ZM209 222V223H207ZM250 222V221H248ZM15 223V227L11 228V224ZM57 223V222H55ZM78 223V222H76ZM85 223V222H84ZM94 223V222H93ZM153 223V222H150ZM149 223V224H150ZM247 223V222H246ZM245 223V224H246ZM252 223V221H251ZM250 223V224H251ZM259 223V222H258ZM35 224V223H34ZM33 224V225H34ZM41 224V223H40ZM53 224V223H52ZM68 224H71L68 222ZM67 224V226H68ZM72 223L71 225H73ZM90 224V223H89ZM160 224V223H159ZM260 224V223H259ZM258 224V225H259ZM55 225V224H54ZM57 225V224H56ZM55 225V226H56ZM62 225V224H61ZM98 225V224H97ZM104 226V223H100L98 226ZM155 225V224H154ZM217 225V224H216ZM219 225V224H218ZM224 225V224H223ZM25 226V225H24ZM32 226V225H31ZM48 226V225H47ZM66 229V225H63ZM82 226V225H81ZM139 226V224H138ZM253 226V225H250ZM27 227V226H26ZM25 227V228H26ZM39 227V226H38ZM57 227V226H56ZM70 227V226H69ZM78 227V226H77ZM83 227V226H82ZM89 227V226H87ZM219 227V226H218ZM264 227V226H263ZM55 228V227H54ZM93 226L91 227V229ZM96 228V226H95ZM103 228V227H102ZM155 228V227H154ZM40 229V228H39ZM53 229V228H51ZM50 229V230H51ZM73 229V228H72ZM78 229V228H77ZM90 229V231H91ZM97 229V228H96ZM172 229H174L173 234L176 236V238L171 237ZM201 229H204L205 235L204 237L201 235ZM55 230V229H54ZM70 230V229H69ZM75 230V229H74ZM99 230V229H98ZM97 230V231H98ZM102 230V229H101ZM227 230V228L225 229ZM239 230V231H238ZM251 231V229H249ZM253 230V229H252ZM260 230V229H259ZM264 230V229H263ZM1 231V229H0ZM2 231V232H3ZM76 231V230H75ZM100 231V230H99ZM110 231V230H108ZM242 231V230H241ZM258 231V230H255ZM1 232V233H2ZM27 232V231H26ZM53 232V231H52ZM57 232V231H56ZM68 232V231H66ZM72 232V231H71ZM96 232V231H95ZM106 232V231H105ZM248 232V230H247ZM261 232V231H260ZM29 233V232H28ZM43 234V232H41ZM51 233V232H50ZM62 233V232H61ZM70 233V232H69ZM94 233V232H92ZM100 233V232H99ZM103 233V232H102ZM109 233V232H108ZM107 233V234H108ZM41 234V235H42ZM45 234V233H44ZM75 234V233H73ZM72 234V235H73ZM262 234V233H261ZM47 235V233H46ZM59 235V234H58ZM67 235V234H66ZM70 236L64 239V243L67 248H71L70 250H65L67 253L64 254L65 261L67 264H85L87 258L89 257V253L85 249V244L91 243V240L88 235V230L85 228H81L78 235L76 236ZM104 235V234H102ZM249 235V234H248ZM2 236V235H1ZM35 236V235H33ZM45 236V235H44ZM43 236V237H44ZM49 236V235H48ZM64 236V235H62ZM95 236V235H94ZM98 234H96V237ZM239 236V235H238ZM4 237V236H3ZM28 237V236H27ZM32 238V236H30ZM58 237V236H56ZM66 237V236H65ZM94 237V238H96ZM140 237V236H139ZM234 237V236H233ZM254 237V236H253ZM30 238V239H31ZM93 238V237H92ZM105 238V237H103ZM247 238V237H246ZM29 239V240H30ZM58 239V238H57ZM61 239V237H60ZM243 241L245 240V237L243 238ZM259 239V238H258ZM34 240V239H33ZM43 240V239H42ZM53 240V239H50ZM98 240V239H97ZM199 240L203 241V246L201 247L198 245ZM233 240V239H232ZM247 240V239H246ZM2 241V239L0 240ZM6 241V240H5ZM47 241V240H46ZM63 241V240H62ZM99 241V240H98ZM97 241V244H98ZM104 241V240H103ZM201 241V242H202ZM238 241V240H236ZM248 241V240H247ZM252 241V240H251ZM250 241V243H251ZM259 241V240H258ZM29 242V241H28ZM31 242V241H30ZM29 242V243H30ZM48 242V241H47ZM102 242V241H101ZM108 242V243H109ZM253 242V241H252ZM257 242V240H256ZM28 243V244H29ZM34 242L32 241V244ZM93 244L96 242H92ZM91 243V244H92ZM242 243V242H241ZM47 244V243H46ZM61 244V243H60ZM105 244V243H104ZM103 244V245H104ZM235 244V242H234ZM239 244V243H238ZM39 245V241H38ZM87 245V244H86ZM252 245V244H251ZM256 245V244H255ZM254 245V246H255ZM31 246V245H30ZM29 246V247H30ZM36 246V245H35ZM42 246V245H41ZM93 246V245H91ZM98 246V245H96ZM102 246V245H101ZM243 246V245H242ZM61 247V245L59 246ZM58 247V248H59ZM65 247V246H64ZM65 247V248H66ZM94 247V246H93ZM92 247V248H93ZM106 247V246H105ZM31 248V247H30ZM36 248V247H35ZM45 248V247H44ZM43 248V249H44ZM63 248V246H62ZM96 249V247H94ZM100 248V247H99ZM238 248V246H237ZM37 249V248H36ZM91 249V248H90ZM107 249V248H106ZM243 249V248H242ZM21 250V251H22ZM26 250V249H25ZM30 250V249H29ZM34 250V249H33ZM32 250V251H33ZM47 250V248H46ZM51 250V249H50ZM59 250V249H58ZM97 250V249H96ZM237 250V249H236ZM235 250V251H236ZM250 250V249H249ZM20 251V252H21ZM42 251V250H41ZM40 251V252H41ZM57 251V250H56ZM63 251V250H62ZM234 251V250H233ZM234 251V252H235ZM31 252V251H30ZM46 252V251H45ZM52 252V251H51ZM64 252V251H63ZM91 252V251H90ZM93 252V251H92ZM233 252V253H234ZM19 253V252H18ZM25 252H23L24 254ZM95 253V252H94ZM95 253V254H96ZM249 253V252H248ZM252 253V252H251ZM92 254V253H91ZM235 254V253H234ZM256 254V253H255ZM25 255V254H24ZM22 255V256H24ZM42 255V254H39ZM38 255V256H39ZM63 255V254H62ZM145 255L150 256V260H145ZM233 255V254H232ZM241 255V254H240ZM239 255V256H240ZM254 255V254H253ZM26 256V255H25ZM33 256V255H32ZM37 256V257H38ZM43 256V255H42ZM52 256V255H51ZM55 256V255H54ZM91 256V255H90ZM93 256V255H92ZM91 256V257H92ZM237 256V255H236ZM255 256V255H254ZM261 256V255H260ZM18 257V256H17ZM21 256H19L20 258ZM31 257V256H30ZM144 257V259H143ZM250 257V256H249ZM257 257V256H256ZM43 258V257H42ZM50 258V257H48ZM59 258V256L57 257ZM237 258V257H236ZM240 258V257H238ZM246 258V257H245ZM23 259V258H22ZM25 259V257H24ZM22 261H25V260ZM242 259V258H241ZM249 259V258H248ZM254 259V258H253ZM257 259V258H256ZM262 259V258H260ZM21 260V258L19 259ZM45 260V259H44ZM58 260V259H57ZM63 260V261H64ZM96 260V258H95ZM245 260V259H244ZM263 260V259H262ZM36 261V260H35ZM41 261V260H40ZM47 261V259H46ZM55 261V260H54ZM213 261V262H214ZM20 262V261H19ZM89 262V261H88ZM97 262V261H96ZM208 262V261H207ZM211 262V261H210ZM246 262V261H245ZM263 262V261H262ZM30 263V262H29ZM42 263V262H41ZM45 263V262H44ZM51 263V262H47ZM56 263V262H55ZM61 263V262H60ZM59 263V264H60ZM91 263V262H90ZM88 263V264H90ZM212 263V262H211ZM19 264V263H18ZM28 264V263H27ZM92 264V263H91ZM96 264V263H95ZM98 264V263H97ZM245 264V263H244ZM250 264V263H249ZM254 264V263H252ZM256 264V263H255Z\"/></svg>",
    "mask_w": 264,
    "mask_h": 264
}]
</instances>
